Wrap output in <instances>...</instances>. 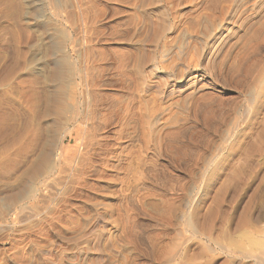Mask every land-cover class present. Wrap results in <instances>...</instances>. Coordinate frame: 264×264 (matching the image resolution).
<instances>
[{
	"label": "rangeland",
	"instance_id": "rangeland-1",
	"mask_svg": "<svg viewBox=\"0 0 264 264\" xmlns=\"http://www.w3.org/2000/svg\"><path fill=\"white\" fill-rule=\"evenodd\" d=\"M18 1L19 0H0V29L2 31L1 32V35H2L1 36V42H0V100H1L0 103L4 105V106L2 105V107H4L3 111L8 114V116L6 114V120H5L6 123L4 122V128H2V130L0 131V147H1V144L3 145L6 141H10L13 135L15 136L14 132H16V131L14 129H16L17 123H19V121L22 120L21 116L18 115L17 112L15 111L14 107H12L13 106L12 103L16 102L18 99H20L22 97H28L31 94V90L35 89L34 91H36V92H38L39 90L40 91L42 90L41 89L42 85L39 82H41V80H43L44 77L47 76L50 73V69H48L49 68L48 64H49L50 60H54L55 58L59 59V58H61L60 56H63L62 58L65 57L67 59L71 55H72V57H70V58L71 59L73 58V59L71 60L69 58L68 60H71V62H74V60L77 59L76 49H74L73 46H72L73 48L71 46H69L71 43H72L71 45H73V42H74V44H77L79 42V43L84 44L82 47H85V44H87L86 42L88 40H91L90 41L91 44L94 45L96 48H98V51L103 50L104 52H107L106 55H110V52L107 49V45H105L104 43L99 41L100 40V37H99L100 33L98 34V32L101 29H103V30H101V32H103V34H106L105 35L106 37H107V35H109L108 33H110V35L107 37L109 40H111V38H112L113 40H111V41L114 42L116 40V43H118V44L115 45L114 43L111 42L112 44L111 43L110 44L113 45L112 47L117 48L118 46H122L123 45L122 47L127 48V51L128 50L131 51V52H127V56L129 57V60H130V65H129V68L127 70H128V72L130 71L129 73L131 75H133L135 80H136L138 78L137 74H136V72H137L136 70H138V68H140V65H141V58H140L141 57V52L140 51L143 48H145V50L147 52H149L151 50L150 49L151 48V44L146 43V42H150V43L152 42L151 38L148 37L150 34L148 35L149 28L146 26V22H148L147 20H150V21L152 20V22L154 21L153 23H151L149 21L151 24L158 23V21L159 22H163V19L166 17V13L167 12H168L167 16L170 17V18L167 17L168 21H172L173 20L172 17L174 18L176 16V14H177L176 17L184 16V15L186 16V14H187L189 16V17L188 16L187 17L188 18L191 17V19H193V21H194V19L196 20L195 17H198V19H200V21L197 19L198 21L196 20V21L193 22V23H196V24H193V26H196V27H193V31L196 29L195 30V34H197V35H195V36H197V38H196L197 42L190 41V44L187 45L188 48L185 47L186 45H184V43H183V38H184V33L185 32H181L182 29H183L182 28L180 31H178L176 33V36L175 35L168 36V34L165 35L164 37L166 39L163 37L164 39L162 38L158 42V47L161 46V45L162 46L166 45L167 49H175L176 46H177V48L182 47L183 51L188 49V51L186 50L187 54H190L191 56L190 57H186L184 59V63L187 62L185 64L189 65L187 67L191 66L190 67V71H189L188 74L196 73L197 75L204 76V80L206 79L205 81L207 82L206 85H208V88L209 87H210V89L212 88V92L213 91L215 92V93L213 92V96H212L213 99L216 98L217 96H218V98L212 100V97H211L210 103H209V100H207L208 103L204 104L205 105L203 107L204 109L202 108L203 110H200L197 113V115L195 114L196 117L190 113L189 114L190 115L189 116L190 119H189L188 114L186 113L187 114L186 115L185 113H183L184 111H182V107H181L183 105L184 96L185 95L178 94L177 96L176 95L175 96H171L172 98H169V96H168L167 98H169V99H167L165 97H161V96L159 97V93H158L159 90L158 91L155 90V89H157L155 87H150L149 89H146L145 91H146L147 94L145 93V91L142 92V94H144V95L146 94V95L144 96V95L140 94V95H142V98L139 101L143 103V105H142L138 101V103H140V108H139L138 103L136 104V111H137L138 108L140 109L138 111L139 114L142 113L141 115H144L145 113L143 114L142 111H144L143 109H145V108H146L145 109L146 111H147V109L151 110V108H152L151 105L153 107L156 106L155 107L156 109L157 108L163 109V108H165L168 105L166 108L167 109L170 108L169 110L171 112H173V114L171 113L172 114L171 115L170 112L168 111L169 112L168 114H170V115L166 114L165 115V120L167 119L166 118L167 116H168L169 121H171V120L174 121L176 118L179 119L178 117H180V119H182V117H183V119H187L188 120L187 123L189 125V129L190 130L187 131L185 139L184 138H182V140L180 139L184 143V145H183V143L181 141H177V142L174 143V147H176V148H174L172 146V148H174V149H172V148L170 149L166 145V144H169V143L165 142V145L161 146L160 150H158V152H157V149L154 148L153 144L151 143V142H154L155 137L154 136H153V138L151 137L153 140L150 141L152 147H149V151L150 152L154 151L153 153L151 152L152 156H151L150 152H146L145 150H142V147H139V146H141V144L139 142L138 143L137 142L136 143H131L132 145L128 144V145L125 146V148L123 147L122 148V152L120 153L121 157L123 155H124V157L127 155L128 160L130 161V159H132L131 160L132 162L137 159V161L133 162V165L131 164V161H130V164H128V166H130L131 168L129 167L130 170L128 169L129 170L128 173L126 172L127 170L125 171L126 173H124V175L125 174L127 175V176L125 175V177H128V176H129L128 178H130V177L133 178V176H134V178L136 176L138 177V175H140V174H138V175L136 174V172H137V170H136L137 169V162L141 163V162H139V160L143 162L144 160H146V158H147V161H144L143 163H145V162L149 163V164L148 163L144 164V166L147 165L148 169L147 168L144 169V166L143 167L141 166V167L143 168L144 171L147 169L150 172L147 171V170L145 172L143 171L142 175L140 176L141 178L140 177H138V178L136 177L135 178L136 180L130 178V181H129V182H131L130 186L132 185V182H133V184H136V186L135 185L131 186L134 189L133 188L132 189L129 188L130 186H128V185H127L128 187H126V188H122V189L119 188L120 195L118 197H116L114 195L113 183H110V185H108V186H107V184H105V187L102 188L101 190H98V191L97 190L96 191L92 190L93 191L92 192V191H89L87 188H85L86 189L85 191H82V192L78 191L79 194L78 193H74L75 190H79V188H80V187L78 188V185H77L78 182H76L78 180V178L80 179L81 177L82 178L84 177L83 180H85V182L87 180L86 183H88L89 185L90 184H94L96 182V180H97L96 178L98 177V176H96V173H97V175H99V173H101L102 167H103L102 164L104 163L103 160H105V158H106V156L104 155L106 153L102 152V151H100V153L102 152L101 154L99 153L100 157H97L96 155L95 156L92 155L93 152L91 150H90V154H89V151L86 153L85 138L87 137L86 133H87V128L89 127L88 125L87 126L84 125V128H82L84 130L83 132H82V129L80 127L81 130L78 129L79 132H80L79 136L76 137V134H75V136L71 140H65L64 142L63 141L61 142V138L60 137L59 138L55 137L56 139L55 138L52 139V142H51V149H52L51 150V154H52L51 158L55 155L54 159H57L58 161L61 162V163L59 162L58 164H61V165L63 164L62 166L60 165L63 168V170L65 171V169H64V166H65V168H67V169L70 168V169H68V171L69 170L70 171L69 172L67 170L65 171L67 173L66 174L67 176L65 175V177H67V178H65L63 176V178L65 180L63 178H60L59 181L61 179H63V180H61L60 182L57 180L53 184V187L51 189H47V190H50V192L52 191L51 193L49 191L45 190V192H42V193H44V195L41 193V194H39L40 197L38 195L37 197L33 198L34 202L32 201L33 199H28L27 200V199L21 197L24 194V189L22 188V186L20 184L19 185L17 184V185L20 186L22 189H19V187L16 185L17 182L16 183L14 182L15 184L14 183L10 184V182H12L13 180H15L17 178V176L19 174L17 176H16V174L21 172V170H22L21 168H23V169L25 168L24 166L27 163L26 161H30L31 158L34 157V155L35 156L39 155L37 152H41L40 150H42V147L44 146V144H41V142L42 143L43 142L46 143V141L48 140V139L46 140V138H48L47 137L48 133H44L43 134V135L47 134V136H45V138H44L45 140L42 139L44 136L43 137L41 136L38 139L41 145L39 143H37L38 142V140H37L36 145H38V146L40 145L39 146L40 149H39L38 146H35L38 150L35 148V149H33V151L30 154H27L26 155V161H25L24 157H22V159L19 158V159H17V161H13V162H11L9 160L0 161V191H1L0 195L1 194L3 195V193H4V197L1 195L3 197V201L0 202L1 203L0 207L4 205L3 207L6 208L5 211H4L5 213L2 211L4 208L3 209H1L2 207L0 208V212L2 211V213L0 215H2L4 213L3 214V216H4L7 213L5 215L6 217L4 216V219H5V221L7 220V222H6L7 224L11 225V226L8 225L7 226L8 228L6 227L7 230L0 229L1 230L0 231V249L2 250V251L0 250V252H1V254L4 255L3 256V255L0 254V256H1L0 260H2V261H0V263L2 264L4 262L3 264H6L9 261L7 264H25V261H26L25 259H28V256L30 255V257L32 259H34V260H31L30 257H29L28 261L30 263H27V264H32L34 261L39 262V260H40L41 264H70V263L71 264H167L168 262L170 264H174V262H172V261L170 262V260H169L170 259V255H171V254L169 255V253L172 252V250L174 249V247H175L174 245H176V243L178 241L176 237L178 236L177 234L180 231L183 233V235H185V234L188 235L189 234L188 232H186L187 228L184 226L185 225V219L187 217H189V214L190 213L192 214V212L194 210L192 215L194 216V215H199L200 214L199 216L201 217V219H200V221H201L203 219L202 216L205 215V214H203V212L205 211L204 213H206L207 210H208L205 207L209 206L210 208L211 207L212 208L213 207L214 208H218L217 206L215 207V204L211 205V206L209 205L210 204L209 203L210 202V200H209L210 197L209 196H212V193L214 191L213 188H214L215 185L213 186L212 190L210 191L211 194L208 197L202 196V195H198L197 194V193H199L198 190L200 191L199 188H201L202 186H200L198 184L196 185V183L194 182L196 180L193 179V178L197 177V174L199 175V173L202 171L201 169L203 168V166L204 167L206 166L207 163L204 162L205 161L204 159L209 158L208 160H211V159H214V160H213V163H212L210 169L208 170V173L211 174L210 172H212V171L215 172L216 174H218L219 179L222 178V177H225V178L227 177L226 178L225 191H224V193H223V195L221 197V204L219 206V211L220 212H219V215H218V219L214 217L215 218L214 219V225H213V228H212V230L210 232L211 233L210 237L211 238L212 237L215 238L214 240H216L218 238L220 240V242L223 241V242H221L223 244V246H225V244H231L232 243L231 246L230 245H226L227 248L226 247H224V248H225V251L227 250V252L229 250H230V252H233L232 250H234L235 253L233 252V254H231L232 255V257H231V256H228L225 251H222L220 249H216V246L211 241L213 238L210 240L211 243H210V241L205 240V241L202 242V244L200 242L197 243L198 240L193 239L192 240L193 243L191 241V243L193 245L191 249L193 250V252H192V254L190 253L192 250L190 252H188L189 255H191L192 257L187 255L188 254L187 253L186 256L184 257V262H185V264H188V263L189 264H227V263L229 264V261H230V264H248V263L252 264L251 260H249L246 257L245 254L246 253H250V251L255 254L256 250H257V252H259L258 250H261V249H262V251H264L263 250L264 249V245H263L264 244V232H262V231H264V133L262 134L261 131L258 130V129H261V130L264 129V119H263L264 118V104L262 103V102H264V80H263L264 75L261 76V74H264V68H263L264 67V55H259V56L255 55L254 56L255 58L254 57L253 58L249 57L248 59H245L244 61H242V66L240 65V67H239L237 65L241 69H239L237 66H233L232 65L231 67L234 68V70L231 71V69H230V71L235 73L234 74V73L230 72L231 74H229V76L233 75L232 76L233 78H231L232 80H229L230 77L226 78L225 75L221 74L218 71H215L216 74H215V72H213V73L212 72L211 73L208 72V70L206 68H204L205 64H206L205 62H207L205 55L202 53L200 55L201 56V58H200L199 54H198V51H200V53L202 52L201 51V46H203L204 41H206V39L208 38L209 34L212 31V27H213L212 26L213 20L211 19V16H210L209 13H208L209 14V18L207 17L208 16L207 15L208 11H207V9H205V7H206L205 4L203 5V3L206 2V0H198V1L197 0H194V1L193 0H189L190 1L189 4H188V2H189L188 0L187 1L186 0L185 1L184 0H177V1H174V0H171V1L170 0L169 1L168 0L167 1L166 0H163V1L160 0L159 1V0H157L158 2H156V0L155 1L154 0L153 1H150V0H146V1H144V0H100V1L99 0H93V2H92V0H89L90 2H88V0H87L88 4L83 2L85 0H83V1L82 0H72V3H71V0H59V1L56 0L58 6H59V2H60V6L59 7H60V11L61 12L62 11L65 12V13L67 12V13H69L71 15V18H72V16L74 17L71 20L72 25L74 24L73 27L78 24V25H80L79 27H81L83 29L82 30L80 28V30H79L78 27H77L78 25H77L74 28L72 27L73 29L71 30L70 34L69 33L67 34L66 30H64L66 28H65V26L63 24H61V23L58 24V27H59L58 28L57 25L55 24L54 20L48 16L46 11H48L50 6H48V4L46 2L44 4L43 3L44 0H25V1L20 0V2L22 1V3H24V4L19 3V5H18ZM39 1H41L42 3H40ZM45 1H47V0H45ZM50 1L51 0H49V2ZM61 1H63V3ZM178 1H180V2H178ZM78 2H80V3H78ZM91 2H92V4L95 3V2L96 3L91 7V5H92ZM183 2H185V3H183ZM191 2H193V3H191ZM31 3H32V6H31ZM73 3H74V7L72 9L73 5H71V4H73ZM156 3H158V4H156ZM21 4L23 5V7L21 6ZM29 4H30V6H29ZM83 4H86V5H83ZM151 4H153V5L155 4V5L153 6ZM170 4H173V6L170 5ZM35 5H37L38 7L35 6ZM164 5H165V7L167 9L164 7ZM179 5L180 6L182 5L181 6L182 8ZM184 5H185V7H184ZM80 6L81 7L86 6V8L85 7L81 8ZM176 6H177V9H175ZM79 7L81 8V10H84V9L88 10V8H89L90 11H91V8H92L91 12L89 10L87 11L88 15L90 14L89 15L90 19L89 20H91V18H93L91 16L92 12H93V15H94L93 20H91L93 22L94 28H93V25H91L92 29L90 31H88V33L90 32L89 35H91V31H93L92 35H91L92 37L89 36L88 33H87V30H85L83 28V26H81L82 25V23H81L82 21H81V17H80L81 16L80 15L81 10H80ZM157 7L160 8V9L157 10L158 9ZM173 7H174V10L171 11L173 9ZM178 7L180 9H178ZM201 7H203V9ZM37 8L40 9L39 12H41V13L44 12L47 9L44 13H42V14H45V15L41 16L44 19V21H43V19L41 17H39V19L38 18H33V11L35 9H37ZM63 8L65 9V11H64ZM78 8L80 10V11L78 10L79 11L78 13H79L80 16L78 15L77 11L75 12V10H77ZM114 8L116 10V14L114 13L112 16H110L109 14L112 13V10H114ZM42 9L43 10L45 9V10L41 11ZM163 9L164 10L166 9V11H165L166 13H164ZM187 9H190V10H187ZM204 9L207 12L204 11ZM71 11H73V12H71ZM142 11H144V12H142ZM146 11H148V12H146ZM157 11L159 12V14L162 11L163 14H165V17H163V19H161L162 15H163V14H161L160 15V17H161L160 19L161 20L160 19L159 20L155 19V17L159 18V14H155ZM179 11H181V12H179ZM186 11H188V13L191 11L190 15L188 13H186ZM198 11H200V13H198ZM96 12H98V13H96ZM170 13L172 14V17H171ZM181 13H183V14H181ZM191 13H192V15H191ZM30 14H31V16H30ZM95 14H97L98 16L96 15V17H95ZM148 14H149V16H148ZM193 14L194 15L196 14L197 16L195 15V17L192 18V16H194ZM77 15H78V17H77ZM101 15H103V16H101ZM108 15H109V17H112V18L108 19V22L106 23V21L104 22L102 20V17H106V16L108 17ZM154 15H155V17H154ZM89 16H88V18H89ZM150 16H152L154 18L151 19L152 17H150ZM141 17H143L142 21L145 22V24H143V22L141 21ZM145 18H146V20H145ZM34 19H36V21H38V22H36ZM41 19H42V21H40ZM49 19H50V21H49ZM99 20H102V21L99 22ZM209 20H210V23H209ZM51 21L54 24H52ZM95 21H98V22H95ZM140 21H141L142 24H140ZM77 22H79V23H77ZM102 22L105 24L106 27L104 26V24ZM112 22H113V26H112ZM211 22H212V24H211ZM46 23H47V25H46ZM97 23H98V25H97ZM109 23H111V25H108ZM50 24H51V26H50ZM197 24L199 25V27H197L198 26ZM43 25L45 26V28L43 27ZM147 25H148V23H147ZM47 26H49L52 29L50 30V28L47 27ZM111 26H112V29H114L113 33L111 31L112 29L110 28ZM139 28H140V30H139ZM145 28H147L146 31H145ZM45 29H47V31L50 32V35L57 36L56 38L57 39L59 38L58 41L60 40L62 35L64 36V34L66 33L65 37H63V39L61 38V40L59 42L60 45L61 44L62 45L65 44L64 45L65 47L64 46L63 47L66 50L61 45V47L64 50H62L61 53L59 51L56 52L57 54H60V55H57L56 53L53 55V57L52 56L50 57V55H47V54H49L48 50H47L48 39H46V36H45V33H46V31H44ZM58 29L61 30V31L59 32ZM53 31L55 33H53ZM15 32L21 33L20 36H22V40L24 42L23 45L20 47V50L22 52H24V54H25V61L23 63L18 64V65L13 64L14 48H13L11 37H12L13 33L15 34ZM140 32H141V34H140ZM142 32L145 33V34L143 35ZM179 32H181L182 34L181 33L179 34ZM41 33H44V34H41ZM120 33H122L124 35L126 34L125 37H124L125 39L123 38L125 40L124 42L122 41L123 43L117 41L119 39L118 36H120ZM112 34H114V35H112ZM58 35H60L61 37H58ZM69 35L70 36L72 35L74 38L71 36V38H72L71 39ZM93 35L95 37H97V40L95 39V37ZM180 35H183V36H180ZM203 35H205L206 37L203 36ZM75 36H77V37H76V40L74 41ZM86 36H87V38H86ZM141 36H143V37L145 36L146 41H145L144 38H143L144 40L141 39L142 38ZM89 37L92 38V39H89ZM181 37H183V38H181ZM68 38H70V39H68ZM85 38L87 39V41H86ZM128 38H130V39L128 40ZM173 38H175L174 40H176V41L172 40ZM45 40H46V42H45ZM64 40H65V43L63 42ZM71 40H72V42H71ZM142 40H143V43H142ZM163 40L164 41L166 40V42H168V43H164ZM167 40H169V41H167ZM180 40H182V42ZM61 41H62V43H61ZM140 41H141V43H138ZM171 41H173V42H171ZM193 42H194V44H193ZM95 43H96V45H95ZM169 43H171L173 48L171 47V45ZM143 44H145V46ZM191 44H193V46H195V47H197L196 44L198 46L200 44L201 45L196 49ZM149 46H150V48H149ZM190 47H191L192 50H190ZM102 48H106V49H102ZM159 48L162 49V47H159ZM199 48H200V50H199ZM72 49L75 52L71 51ZM134 49H135V51H134ZM189 50H190V52H189ZM195 50L196 51L198 50V51L196 52ZM64 51H65L66 54L64 53ZM132 52H134L136 54H134ZM192 52H194V54ZM191 53L193 55H195V58H198V60H199L198 63H196L197 59L195 60ZM45 55H46V58H45ZM56 55H57L58 58L55 57ZM224 56H225V54H223V52H222L220 54V56L218 57V59H216V62L214 64L215 67H218L221 64L220 62L223 60ZM138 58H139L140 61L136 60ZM188 59H189V61H188ZM193 59H194V61H193ZM254 59L255 60L260 59V60L254 61ZM59 60H62V59H59ZM217 61H220V62L217 63ZM65 62H68V61L65 60ZM194 62H195V64H194ZM230 63H231V61H228V63L226 65H228ZM203 65H204V67H203ZM144 66H146V65H144ZM228 66H230V65H228ZM255 66H257V67H255ZM8 67H10V69L12 67V69L10 70L9 74H6L5 70H7ZM132 67H137V69L136 68L132 69ZM158 67L156 66V69H152L154 72H152V70L150 68H148L147 66L144 67L143 68V70H144L143 78L146 79L147 81L148 80L151 81L152 83L154 82L153 84H156V85H158L156 82H158L159 84H161L163 82L166 83L167 81L170 82L171 78H170V76L168 74L169 72L167 70H164L163 68H162L163 70H161V65L158 66ZM235 68L237 69V71H236ZM46 70H49V72H47ZM131 71H132V73H131ZM156 71H158V72H156ZM65 72L66 71L64 69V72H63L64 73L63 74L64 75V79H65V77L66 78L68 77V76H66L68 74L65 73ZM218 73H220V74H218ZM149 74H150V76H149ZM145 75H146V78H145ZM215 75H216V77H213ZM148 76L151 77V78L148 79ZM167 76H169V77H167ZM224 76H225V78H224ZM222 77H223L224 81H223ZM106 78H105V76L102 78L103 82L101 81V86L103 87V89L108 94H112L113 95V96L112 95L111 96L113 97V99H112L113 103L115 102L114 105L116 104V106L119 105L121 108H123L124 104H125V101L126 100L128 101V99L130 97V94H129V92H130L129 82H128V85H127V87L129 89L127 88L128 92H126V90L121 88L122 84H120L121 83L120 81L118 82L117 78H113L114 80L111 79V77L109 78V77L106 76ZM162 78H163V80H162ZM213 78L214 79L216 78L217 80L218 79L219 80L215 81ZM20 79H22L23 84L19 83L21 81ZM64 79H63V81L65 83L66 79L65 80ZM152 79L153 80L155 79L156 81L155 80L153 81ZM108 80H110V81L108 82ZM31 81H32V85H33V86L31 85V87L33 89L31 87H29V85H28ZM136 81H139V78ZM222 81H223L224 84H222ZM33 82H35L36 84L38 83V84L36 85ZM164 83L161 84V85H164ZM212 85H213V87H212ZM107 86H108V89H107ZM158 86H160V85H158ZM117 87L118 88L120 87L121 89H118ZM122 87H123V85H122ZM38 88H40V89H38ZM50 89L52 91L55 90L54 87L53 88L49 87V92H51ZM148 90H150L151 92L148 91ZM40 91L38 93L42 94V92H40ZM119 92H120V94H119ZM113 93L116 94V95H114ZM153 93H154V95H153ZM156 93L158 94L156 99H157V101L159 102L160 105L158 104V102L155 99V96L157 95ZM114 96H116V99H114L115 98ZM178 96H180L179 99H178ZM150 97H151V99H150ZM259 97H260V100H258ZM8 98H11L12 100L11 99L9 100ZM117 99L118 100L121 99L122 102L121 101H117ZM180 99H182V101ZM261 99H262V101H261ZM41 100L39 99V104L37 106V109L33 110L32 112H29L28 116H27V119L33 121L34 124H36L39 120H41V119H39L40 118L39 116H41L44 113V110H45L44 102H42L43 100L42 101ZM114 100H116V101H114ZM148 100L149 101L151 100V103ZM8 101L9 102L11 101V102L9 103ZM147 102H148V104L146 105ZM178 102H181L180 105L182 104L180 106L181 110L179 108ZM259 102H261V103H259ZM154 103H156L157 105L156 104L154 105ZM174 103H176V104H174ZM219 104H220V106H218ZM145 105H146V107H145ZM148 105H150L149 108H148ZM161 105H163V108H162ZM259 105H260V108H259ZM178 110L180 112L181 111L182 112L180 113ZM146 111H144V112H146ZM148 112H149V110H148ZM185 115L188 118H186ZM169 116H171L170 117L171 120H170ZM193 116L195 117L194 119H193ZM260 116H262L261 117L262 120L260 119ZM233 118H235V119H233ZM238 119H239V121H238ZM45 121L48 122V120L45 119V120H43V123ZM130 121L131 120L128 121L129 122L127 124L128 131L126 130L127 131L126 133L129 134V135L130 134L132 135V133L130 132L131 131L130 129H132L130 127V126H132L130 124ZM59 122L62 123V124L64 123V114L61 117H59ZM233 122L234 123L237 122L238 124L235 123L236 125L234 126ZM260 123H262V126H261ZM259 124H260V126H259ZM256 125H257V127H256ZM231 128L234 129V130H232ZM252 128H254V129L252 130ZM108 130L110 131V133H109ZM114 130L115 129H113L112 127H109V128H107V129H105L103 131L98 132L102 136L97 133L98 135H96V137H98V138L100 137L101 139H97L96 138V140L98 142H100V143L103 142L104 144H105V141H106V144L108 145V149H110L111 145H114V143L117 142L116 136H115L116 134L114 135L116 130L115 131ZM249 131L250 132L253 131V132L250 133ZM10 132H12V133H10ZM128 132H130V133H128ZM132 132H133V129H132ZM228 132H230V133H228ZM226 134H227V136H226ZM5 135H6V137H5ZM104 135H106V136H104ZM229 135H230V137H229ZM3 136H4V138H3ZM103 136L105 138H103ZM253 137L255 138V140H254ZM113 138H114V140H113ZM186 138H188V139L192 138V140L195 139V142L198 141L197 143L199 145H197V143L194 142L196 144V145L194 144L195 146L194 145L193 146H191V145L188 146V144H189L188 142L190 140H188ZM196 138H197V140H196ZM250 138H252L253 140L250 139ZM183 139H184V141H183ZM108 141H110L111 145L109 144ZM112 142H114V143L112 144ZM100 143H97V144H100ZM245 143H246V147H245ZM247 144L249 146H247ZM151 145L149 144V146H151ZM217 145H219V146H217ZM221 145H222L223 148L218 153V150H219L218 148L221 147ZM224 145H225V147H224ZM130 146H131V148H130ZM136 147H137L138 151L136 150ZM187 147L189 149H187ZM123 149H125V150H123ZM128 149H129V151H128ZM139 149H141L144 153H142V151H139ZM34 150H35V152L37 150V152L35 153ZM215 150H216L217 154H215V152H214ZM125 151L126 152L128 151V153H126ZM130 152H131V154H130ZM145 152H146V155H145ZM189 152H190V154H189ZM139 153H140L141 158H140V156L139 157L137 156V155H139ZM142 154H144L145 156H143ZM158 154H160V155H158ZM187 154H189V155H187ZM134 155H136V156H134ZM207 155H210L211 157H209ZM215 156H217V157L215 158ZM27 157H29V158H27ZM124 157H122V159H125ZM155 157H158V158H155ZM82 158L87 163V167L85 168V174L88 176V177L86 176L87 178L85 177V175L83 176V174L79 170L80 163H81L80 160H82ZM134 158H136V159H134ZM89 160H92V163H91L92 166H91L90 163H88ZM208 160L206 159L207 162H208ZM98 161H100V162H98ZM24 162H25V164H24ZM187 162H188V165H187ZM19 163H20V165H19ZM143 163L141 165H143ZM193 163L196 164V166ZM150 164H152L153 166L155 165L156 167L154 166L155 168L153 167L154 168L153 169V168H151L152 166L149 167ZM184 164H185V166H184ZM21 165H22V167H20ZM67 165H70V166L67 167ZM98 165H100V166H98ZM215 165H216V167H215ZM132 167H133V170L131 171ZM233 167H234L235 170L236 169L239 170V172L238 171L235 172ZM98 170H101V171L99 172ZM216 170H217V172H216ZM230 171L231 172L233 171L232 174H231ZM94 172H95V176L96 177L92 178V177H94V175H92V174H94ZM190 172L192 173V176L194 174L196 176L195 177L194 176L193 177L190 176V174H191ZM221 172H223V174ZM229 172H230V174H229ZM12 174H13V176H12ZM236 174H238V175H236ZM122 175L123 174H121V175L115 174L116 177L117 176H121L122 177ZM124 175H123V177H124ZM131 175H133V176H131ZM228 175H230V176H228ZM235 175L237 176L236 178H235ZM10 177L13 178V179L11 180ZM89 177H91V178H89ZM142 178H144V179H142ZM8 179H10L11 181L8 180ZM138 179H141L142 181L140 182ZM171 179H173V180H171ZM89 180H90L91 183L89 182ZM228 180H229V182H228ZM7 181H9V182H7ZM134 181H136V182L134 183ZM138 181H139V183H138ZM61 182H62L63 185L61 184ZM1 184H2V186H1ZM5 184L8 185V186H6ZM156 184L158 185V187H157ZM3 186H5L6 188L8 187L7 188L8 189L7 192H5L6 188L3 187ZM64 186H65V188H64ZM66 187H69L70 190L68 188L66 190ZM9 188H11V189H9ZM53 189H54V191H53ZM107 189H110V190L107 191ZM111 189H112V191H111ZM168 189H169L170 192L167 191ZM11 190L19 191V193L15 191L16 193L14 192V194H13V191H11ZM123 190H125V191H123ZM126 190H128L127 193H126ZM150 190L152 192H150ZM154 190H155V192H153ZM9 192H10V195H9ZM48 192H49V194H48ZM83 192L86 193V194L89 193V198L86 199L84 197V195H83ZM106 192H107L108 195L105 194ZM109 192L112 193L111 194L112 196L110 195ZM124 192L126 194H124ZM135 192L136 193L138 192V193L136 194ZM5 193H8L7 198H9V200L5 197L6 196ZM69 193H71L72 196ZM159 193L164 195V196H166V198L170 197L168 199L169 202L171 203V206L169 207L170 209L165 207V206H162L160 204L161 203L160 202V197H159V199L157 198L160 195ZM45 194H47V195H45ZM58 194L60 196H58ZM94 194H95V196H94ZM101 194L103 196H101ZM49 195H51V196H49ZM75 195H77V196H75ZM123 195H125V196H123ZM143 195L144 196L146 195L147 197L146 196L144 197ZM150 195H152V196H150ZM44 196L45 197L47 196L48 198H45ZM69 196H71V197H69ZM79 196H81V197H79ZM107 196L110 197V198H108ZM142 196H143V198H142ZM167 196H169V197H167ZM199 196H200V199H202V200L199 199ZM2 197H0V201L2 200ZM18 197L20 199L17 200L16 198H18ZM43 197H44V199H41ZM50 197H51V199H49ZM201 197H203V198H201ZM63 198L64 199L67 198L69 201L67 199L63 201ZM118 198H120V199H118ZM6 199H7V201H6ZM22 199L23 200L25 199V200L22 201ZM36 199H38V200H36ZM187 199H188L189 203L186 202ZM203 199H205V200H203ZM127 200H129L130 203H129V201L127 202ZM131 200L134 201V202H132ZM65 201L66 202L68 201V202L66 203ZM150 201L152 203H150ZM156 201H158L157 203H159V205L156 203ZM16 202L20 203L19 207H18V204H16ZM131 202L133 204H131ZM2 203H4V204H2ZM7 203H9V204H7ZM32 203H34V204H32ZM59 203L63 204V207H62V205H59ZM206 203H208V205ZM66 204H68V205H66ZM151 204H152L153 207H154V205L155 206L158 205V209L156 211L154 209H152L153 207L151 206ZM194 204L198 205V207L196 205H194ZM11 205L14 206V208L11 209V211L9 212V210H10L9 207ZM58 205H59V207H57ZM64 205L66 207H64ZM116 205H117V207H116ZM12 206H11V208H12ZM23 206H25V207H23ZM128 206H130V207L132 206L134 210L132 209V207L129 208ZM201 206H202V208H201ZM108 207H110V208H108ZM22 208H24V210ZM67 208H68L69 211L67 210ZM125 208L131 209L132 213L130 214V211H127L129 209H126V211H125ZM195 209H196V211H195ZM204 209H206V210H204ZM15 211H17V213ZM18 211H20V214H19ZM21 211H23V212H21ZM66 211H68V212H66ZM135 211L138 212V213H136ZM8 212H9L10 215L8 214ZM116 212L117 213L120 212L121 214L125 213L129 217H130V215H132L131 216L132 219L135 220L137 224H139V227L137 228V231H136L137 232L136 234L137 235L139 234V235H138L137 239L135 238L136 241L134 240L132 242L131 241L127 242L122 237V235H121L122 231H120L121 228L116 226V224L119 222V219L117 218L118 216H117ZM195 212H198V213H195ZM66 213H68L70 215L67 216ZM24 214H25L26 217H24ZM220 214H221V216H220ZM22 215H23V217H22ZM31 215H34V216H31ZM98 215H100V216H98ZM192 215H190L191 218H194L195 216L193 217ZM59 216L62 217L63 219H61ZM53 217H55V218H53ZM96 217H98L100 219L99 224L96 222V219H97ZM47 218H48V220H47ZM254 218L256 220H254ZM44 219H45V221H44ZM57 219H58V221H57ZM60 219L63 220V221H61ZM18 220H20V221H18ZM217 220H219L218 223H217ZM43 222L45 223V228L44 229H43V227H44L43 225L44 224H42ZM57 222H60V223H57ZM55 224H57V225H55ZM60 224H61V226H60ZM140 225H141V227H140ZM12 226H14V227L12 228ZM217 226H218V228H215ZM37 227H40V228H37ZM35 229H37V232H36ZM41 229H42V231H41ZM48 229L50 230V232L48 231ZM53 229H54L55 232L53 231ZM178 229H181V230H178ZM213 229L214 230L216 229L217 231L216 230L214 231ZM45 230L48 231V232H46ZM183 230H184V232H183ZM31 231L33 233L29 234V232H31ZM39 231H40L41 234L38 233ZM59 231L62 232V233H60ZM212 231H213V233H212ZM12 232H13V234H12ZM20 232H21V234H20ZM181 232L179 233V236H178L179 239L181 238L180 235L182 236ZM37 233L39 234V236H38ZM80 233H81V235H80ZM6 234H7V236H6ZM10 234H11V236H10ZM23 234L24 235L26 234V235L24 236ZM31 234H33V235H31ZM35 234H37V235L35 236ZM17 235H18L19 238L17 237ZM77 235H79L80 238ZM219 235H221V236H219ZM72 236H73V238H72ZM158 236H159V238L162 236L163 238L162 237L160 238L162 240L158 239ZM11 237H12V239H11ZM69 237H70V239H69ZM96 237L99 238V240ZM5 238L8 241V243L5 240ZM21 238L23 239L24 242H25L26 239H27V241L24 243ZM32 238H33V240H32ZM40 238H42L43 241ZM139 238H142V239H139ZM166 239H167V241H166ZM218 239L216 241H218ZM174 240H176V241L174 242ZM194 240L196 241V243H195ZM32 241H33V243H32ZM255 241H256V243L254 245L253 243ZM35 242L37 243V245H35L36 244ZM56 242H57V244H56ZM152 242H153L154 245L152 244ZM257 242L259 243V245H256V244H258ZM14 243H16V244H14ZM21 243H22V245H20V247H19V244H21ZM92 243L94 245L96 243L95 247H94V245ZM160 243H162V245L164 243L166 249H164L163 248L164 245L161 246ZM169 243H172V245H169ZM194 243L197 244L198 246H202L203 245V247H204L201 250L199 258H197V256L195 254H193L194 251H195V244ZM32 244H34V246ZM49 244H50V247L48 246ZM97 244H98V246H97ZM24 245L25 246L27 245V246L25 247ZM45 245H47V246H45ZM158 245L161 246L162 248L158 247ZM236 245H238V246L235 248ZM10 246H13V247H10ZM40 246H42V247H40ZM153 247L154 248L156 247V248L154 249ZM205 247H207L208 250H206L207 248H205ZM238 248L241 249V250H238ZM36 249H39V250L47 249V250H49L48 253H50L51 255L47 253L48 255L45 254V257H44V255L41 257V253L39 251H37ZM213 249H214V251H211ZM12 251H14V252H12ZM21 251H23V252H21ZM31 251L33 253H31ZM238 251L240 252V254H239ZM18 252H19V254L22 253L21 257L23 259V262H22V259L20 258V255L18 254ZM37 252H38V254H37ZM156 252H158L161 257L159 255L157 256L158 253H156ZM160 252H161L162 255L160 254ZM212 252H214V253H212ZM4 253H6V254H4ZM14 253H16V255H14ZM166 253H168V254H166ZM221 253H223L224 255L221 254ZM13 255L15 257L19 256L20 259L17 258V257L15 258ZM33 255H35V256L33 257ZM38 255H39V257H38ZM242 255H245V256H242ZM11 256L14 257V258L11 259L10 258ZM188 256H189V258H188ZM7 257H9V258H7ZM36 257H37V260H36ZM46 257H48V259H46ZM97 257H99V258H97ZM233 257H234L235 262L236 261L237 262L239 261V262L238 263L237 262L236 263L233 262L234 261ZM42 258H43V260H42ZM44 258H45V260H44ZM49 258H50V261H49ZM15 259H16V261L18 260L17 263L16 262L14 263V261H13ZM189 259L191 260L192 263L188 262ZM10 260H12V261H10ZM46 260H47V262L48 261L49 262L47 263ZM226 260H227V263H226ZM37 262H34V263L35 264H40V262L39 263H37Z\"/></svg>",
	"mask_w": 264,
	"mask_h": 264
},
{
	"label": "bare ground",
	"instance_id": "bare-ground-1",
	"mask_svg": "<svg viewBox=\"0 0 264 264\" xmlns=\"http://www.w3.org/2000/svg\"><path fill=\"white\" fill-rule=\"evenodd\" d=\"M23 1H25V0H23ZM59 1V0H58ZM83 1V0H82ZM81 1V2H82ZM100 1V0H99ZM144 1H146V0H144ZM150 1H153V0H150ZM155 1V0H154ZM160 1V0H159ZM161 1H163V0H161ZM167 1V0H166ZM169 1V0H168ZM171 1V0H170ZM174 1H177V0H174ZM185 1V0H184ZM187 1V0H186ZM189 1V0H188ZM194 1V0H193ZM198 1V0H197ZM32 2V1H31ZM35 2V1H34ZM40 3H42L41 1H39ZM45 2L48 4V6H50V8L48 9L47 7V9H48V11H46L45 9V11L47 12V14H48V16L50 17V18H52L53 20H54V22H55V24L57 25V27H58V24H63L64 26H65V28L66 29H64V30H66V32H67V34L69 33L70 34V32H71V30L75 27V26H77L78 24L77 23H79V22H77L76 24L77 25H75L74 27H73V25H72V23H71V20H72V18H74L73 16H72V18H71V15L69 14V13H65V12H61L60 11V2H59V6H58V4H57V1L56 0H51L50 2H49V0H47V1H43V3L45 4ZM62 3H63V1H61ZM83 2H85L86 4H88V2H90L89 0H88V2H87V0H85V1H83ZM92 2H93V0H92ZM92 2H91V4H92ZM156 2H158L157 0H156ZM178 2H180V1H178ZM177 2V3H178ZM19 3H22V1L20 2V0L18 1V5H19ZM33 3V2H32ZM32 3H31V6H32ZM38 3V2H37ZM39 3V4H40ZM71 3H72V0H71ZM75 3V2H74ZM74 3L73 4H71V5H73L72 6V9H73V7H74ZM78 3H80V2H78ZM77 3V4H78ZM96 3V2H95ZM95 3H93L92 5H91V7L95 4ZM151 3V2H150ZM149 3V4H150ZM161 3V2H160ZM167 3V2H166ZM172 3V2H171ZM183 3H185V2H183ZM182 3V4H183ZM190 3V1L188 2V4ZM191 3H193V2H191ZM22 4H24V3H22ZM21 4V6L23 7V5ZM35 4V3H34ZM86 4H83V5H86ZM147 4V3H146ZM145 4V5H146ZM156 4H158V3H156ZM165 4V3H164ZM169 4V3H168ZM167 4V5H168ZM187 4V3H186ZM195 4V3H194ZM205 4V9H207V11L204 9V11H206L207 12V17L209 18V14H210V16H211V19L213 20V24H212V22H211V24H212V31H211V33L209 34V36H208V38L206 39V41H204V44H203V46H201V53H200V51H198V54H199V57L201 58V54L203 53L204 55H205V57H206V60H207V62H205L206 64H205V67H204V65H203V67L204 68H206L207 70H208V72H215V71H218V72H220L221 74H223V75H225L226 76V78L227 77H230V79L229 80H232L231 78H233L232 76H229V74H231V73H234V72H231V71H233L234 70V68H232L231 66L233 65V66H239L240 67V65L242 66V61H244L245 59H248L249 57H254L255 55H264V0H206V2L205 3H203V5ZM82 5V6H83ZM90 5V4H89ZM88 5V6H89ZM151 5H153V4H151ZM155 5V4H154ZM153 5V6H154ZM161 5V4H160ZM166 5V4H165ZM165 5H164V7H165ZM170 5H172L173 6V4H170ZM175 5V4H174ZM20 6V7H21ZM29 6H30V4H29ZM35 6H37V5H35ZM46 6V5H45ZM70 6V5H69ZM68 6V7H69ZM144 6V5H143ZM149 6V5H148ZM152 6V7H153ZM180 6V5H179ZM182 6V5H181ZM180 6V7H181ZM197 6V5H196ZM34 7V6H33ZM38 7V6H37ZM62 7V6H61ZM76 7V6H75ZM81 7V6H80ZM79 7V8H80ZM85 8H86V6H84ZM84 7H81V8H84ZM97 7V6H96ZM147 7V6H146ZM145 7V8H146ZM150 7V6H149ZM160 7V6H159ZM163 7V8H164ZM170 7V6H169ZM184 7H185V5H184ZM199 7V6H198ZM79 8L77 9V10H75V12L77 11V13L81 10V8H80V10H79ZM143 8V7H142ZM158 8V7H157ZM166 8V7H165ZM171 8V7H170ZM182 8V7H181ZM196 8V7H195ZM200 8V7H199ZM202 9H203V7H201ZM64 9V8H63ZM69 9V8H68ZM96 9V8H95ZM144 9V8H143ZM160 8H158L157 10H159ZM167 9V8H166ZM166 9L164 10L163 9V11H164V13H166L165 11H166ZM175 9H177V6H176V8ZM178 9H180L179 7H178ZM32 10V9H31ZM39 8H37V9H35L34 11H33V18H38L39 19V17H41L42 15H45V14H42V13H44L45 11L42 9L41 11H44V12H39ZM70 10V9H69ZM79 10V11H78ZM88 10H89V8H88ZM88 10H86V9H84V10H81V13H80V15H79V13H78V15L81 17V23H82V25L81 26H83V28L85 29V30H87V33H88V31H90L91 29H92V26L91 25H93V22L91 21V20H93V18H94V15H93V12H92V17L93 18H91V20H89L90 19V14L88 15ZM153 10V9H152ZM174 10V7H173V9L171 10V11H173ZM187 10H190V9H187ZM192 10V9H191ZM64 11H65V9H64ZM90 11V10H89ZM91 11H92V8H91ZM90 11V12H91ZM197 11V10H196ZM202 11V10H201ZM69 12V11H68ZM71 12H73V11H71ZM142 12H144V11H142ZM146 12H148V11H146ZM158 12V11H157ZM155 13V14H159V12L158 13ZM162 12V11H161ZM160 12V14H159V18L157 17H155V15H154V17H155V19H157V20H159L161 17H160V15L161 14H163V12L161 13ZM179 12H181V11H179ZM185 12V11H184ZM191 12V11H190ZM190 12L188 13V11H186V13H188L189 15H190ZM194 12V11H193ZM96 13H98V12H96ZM116 14V10H115V8H114V10H112V13L111 14H109L110 16H112L113 14ZM154 13V12H153ZM168 13V12H167ZM167 13H166V17H165V14H163L162 15V18L161 19H163V17H165L164 19H163V22H159L158 21V23H155V24H151V23H153L152 22V20L150 21V20H147L148 22H146V26L149 28V32H148V37L149 38H151V40H152V42L150 43V42H146V43H149V44H151V48H150V46H149V48L151 49H149L150 51L149 52H147L146 50H145V48H143V49H141V65H140V68H138V70H136L137 72H136V74H137V77L139 78V81H136L135 80V78H134V76L133 75H131L129 72H128V68H129V65H130V60H129V57L127 56V52H131V51H127V48H125V47H122V46H118L117 48H114V47H112L113 45H111L112 43H114L115 45L116 44H118V43H116V40L113 42V41H111V40H113L112 38H111V40H109L107 37L110 35V33H108L109 35H107V37L105 36L106 34H103V32H101V30H103V29H101L99 32H98V34L100 33V42H102V43H104L105 45H107V49H108V51L110 52V55H106V53L107 52H104L103 50H100V51H98V48H96L94 45H92L91 44V40H88L87 41V36H86V43L87 44H85V47H82L84 44H82V43H77V44H74V42H73V45H69V46H73L74 47V49H76V53H77V59L76 60H74V62H71V60L73 59H71L70 57H72V55L69 57L71 60H68L69 58H62L63 56H60L61 58H59V59H62V60H59V59H56L55 57H57V55H60V54H57L56 52H60L61 53V51L62 50H64L65 48V40L63 41L64 43V45H62V47L64 48H62L61 47V45H60V40H61V38L63 39V37H65V34H64V36L62 35V37L60 36V35H58V37H61L60 38V40L58 41V39L56 38L57 36H54V35H50V32H48L47 31V29H45L44 31H46V33H45V36H46V39H48V45H47V50H48V53L49 54H47V55H50V57L52 56L53 57V55L56 53L57 55L53 58L54 60H50L49 61V68L48 69H50V73L47 75V76H45L44 77V79L43 80H41V82H39L41 85H42V90L40 91V92H42V94L40 93H38V92H36V91H34V90H31V94L28 96V97H22V98H20V99H18L16 102H14V103H12V107H14V109H15V111L17 112V114L18 115H20L21 116V118H22V120H20L19 121V123H17V125H16V129H14L16 132H14L15 133V136L13 135L12 136V138H11V140L10 141H6L3 145L1 144V147H0V161H6V160H9V161H11V162H13V161H17V159H19V158H21L22 159V157H24V159H25V161H26V155L27 154H30L32 151H33V149H35L36 147L35 146H38V145H36V142H37V140L42 136H44L42 139H44L45 138V136H47V134H45V135H43L44 133H48V138H46V143H42L41 142V144H44V146L42 147V150H40L41 152H37V150H36V152L39 154V155H37V156H35L34 155V157L33 158H31V160L30 161H26L27 163L25 164V162H24V164H25V168L23 169V168H21L22 170H21V172L20 173H15L16 174V176H17V178L15 179V180H13L12 182H10V184H12V183H16V185L18 184H20L21 186H22V188L24 189V194H23V196H21L22 198H25V199H33L34 197H37L39 194H41L42 192H45V190H47V189H51L52 187H53V184L58 180L59 181V179L60 178H63V176L65 177V175L67 174L65 171L67 170L68 171V169H70V168H65V166H64V169H65V171L63 170V168L61 167L62 165L61 164H58L60 161H58L57 159H54V156L51 158V142H52V139H54L55 137H60L61 138V142L63 141H65V140H71L74 136H75V134H76V137H78L79 136V134H80V132H79V130L78 129H80V127H81V129L82 128H84V125H88L89 127L87 128V133H86V135H87V137L85 138V144H86V153L89 151V154H90V150L93 152V154L92 155H96L97 157H100V154L102 153V152H105L106 154H104L105 156H106V158H105V160H103L104 161V163L102 164L103 165V167H102V171L101 170H98L99 172L101 171V173H99V175H97V173H96V176H98L96 179V182L94 183V184H88V183H86L87 182V180H86V182H85V180H83V178L81 177L80 179L78 178V180L76 181V182H78L77 183V185H78V188H79V190H75L74 191V193H78V191L79 192H82V191H85L86 189L85 188H87L89 191H98V190H101L102 188H104L105 187V184H107V186L108 185H110V183H113V192H114V195L116 196V197H118L119 195H120V190H119V188H126V187H128V186H130V183L131 182H129L130 181V178L131 179H135L134 178V174L133 175H131V176H133V178L132 177H130V178H128V177H125V175H124V173H128V171L130 170L129 169V167L130 166H128V164H130V161L132 160V159H130V161L128 160V157H127V155L124 157V155L122 156V157H124L125 159H122V157L120 156V153L122 152V148L124 147L125 148V146L126 145H130L131 143H140L141 144V146H139L138 144V146L139 147H142V150H145L146 152H150L149 151V147H152V145H151V143L153 144V146H154V148H156L157 149V152H158V150H160V147L161 146H164L165 145V142H168L169 144H166L167 145V147H169L170 149L172 148V146L174 147V143L175 142H177V141H181L182 140V138H184L185 139V136H186V133H187V131L188 130H190L189 129V125H188V120L187 119H183V117H182V119H180V117H178L179 119H173L174 121H172L171 120V116H169V118H170V120L172 121H169V119H168V116L166 117L167 119L165 120V115L166 114H168L169 112H170V114L172 113L173 114V112H171L169 109L170 108H163V105H161L162 106V108L163 109H159V108H155V107H153L152 105H151V110L150 109H147V111L145 110L146 108V105L148 104V102L146 103V105H145V109H143L144 111H146V112H144V111H142L143 112V114L144 115H141L142 113H140L139 114V108H140V103L143 105V103L142 102H140L139 100L142 98V95H144V94H142V92H144L146 89H149L150 87H155V88H157V89H155V90H159L158 91V93H159V97L161 96V97H165V98H167L168 96H169V98H172L171 96H177L178 94H183V95H185L184 96V102H183V105L181 106L180 105V103L181 102H178V104H179V108H180V106L182 107V111H184L183 113H187L188 114V117L190 116L189 114L191 113L192 115H194L195 116V114L197 115V113L200 111V110H203L204 108V104L205 103H208V101L207 100H209V103H210V101H211V97L213 96V92H212V88L210 89V87L208 88V85H206V79L204 80V76H201V75H197L196 73H191V74H188L189 73V71H190V67H187V66H189V65H187V64H185V63H187V62H185L184 63V59L186 58V57H190L191 55L190 54H187V51H188V49H186V50H184L183 51V48L182 47H179V48H177V44L175 45L176 46V48L175 49H167L166 48V45L165 46H159V47H162V49L161 48H159L158 47V42L165 36V35H167L168 34V36H172V35H175L176 36V33L178 32V31H180L182 28V31L181 32H185L184 33V38L183 37H181V38H183V43H184V45H186L185 47H187V45L188 44H190V41H195V42H197L196 41V38H197V36H195V35H197V34H195V30L193 31V27H196V26H193V24H196V23H193L194 21H196L197 19H198V17H195V15L194 16H192V18H196V20L194 19V21H193V19H191V17L190 18H188L189 16L186 14V16L184 15V16H179V17H176L177 16V14H176V16L173 18L172 17V12L170 13L171 14V17H172V21H168L167 20ZM198 13H200V11H198ZM209 13V14H208ZM105 14V13H104ZM144 14V13H143ZM142 14V15H143ZM146 14V13H145ZM181 14H183V13H181ZM185 14V13H184ZM76 15V14H75ZM78 15H77V17H78ZM96 15L97 14H95V17H96ZM107 15V14H106ZM109 15H108V17H109ZM191 15H192V13H191ZM199 15V14H198ZM205 15V14H204ZM30 16H31V14H30ZM29 16V17H30ZM88 16H89V18H88ZM98 16V15H97ZM100 16V15H99ZM101 16H103V15H101ZM148 16H149V14H148ZM157 16V15H156ZM188 16V17H187ZM197 16V15H196ZM200 16V15H199ZM203 16V15H202ZM107 16L106 17H102V20L105 22L106 21V23L108 22V19H110V18H112V17H109L108 18ZM150 17H152V16H150ZM149 17V18H150ZM154 17H152L151 19H153ZM32 18V19H33ZM42 18V17H41ZM168 18H170V17H168ZM201 18V17H200ZM43 19V18H42ZM42 19L40 20V21H42ZM76 19V18H75ZM79 19V18H78ZM142 19H143V17H141V21H142ZM160 19V20H161ZM35 21H36V19H34ZM95 20V19H94ZM102 20H99V22L100 21H102ZM145 20H146V18H145ZM199 21H200V19H198ZM197 20V21H198ZM43 21H44V19H43ZM49 21H50V19H49ZM74 21V20H73ZM76 21V20H75ZM111 21V20H110ZM141 21H140V24H142L141 23ZM151 23H150V22ZM36 22H38V21H36ZM95 22H98V21H95ZM120 22V21H119ZM143 22V21H142ZM157 22V21H156ZM208 22V21H207ZM34 23V22H33ZM42 23V22H41ZM40 23V24H41ZM45 23V22H44ZM49 23V22H48ZM51 23H52V21H51ZM103 23V22H102ZM147 23H148V25H147ZM198 23V22H197ZM209 23H210V20H209ZM52 24H54V23H52ZM95 24V23H94ZM104 24V23H103ZM137 24V23H136ZM139 24V25H140ZM143 24H145V22H143ZM45 25V24H44ZM43 25V27L45 28V26ZM46 25H47V23H46ZM49 25V24H48ZM62 25V26H63ZM97 25H98V23H97ZM108 25H111V23H109ZM198 25V24H197ZM50 26H51V24H50ZM61 26V25H60ZM80 25H78L77 27H78V29L80 30V28L81 27H79ZM96 26V25H95ZM103 26V25H102ZM104 26H105V24H104ZM112 26H113V22H112ZM112 26L110 27L111 29H112ZM145 26V25H144ZM47 27H49V26H47ZM53 27V26H52ZM73 27V28H72ZM106 27V26H105ZM138 27V26H137ZM136 27V28H137ZM197 27H199V25L197 26ZM50 28V27H49ZM59 28V27H58ZM64 28V27H63ZM93 28H94V25H93ZM96 28V27H95ZM102 28V27H101ZM52 28H50V30H51ZM82 29V28H81ZM138 29V28H137ZM143 29V28H142ZM146 29L147 28H145V31H146ZM205 29V28H204ZM211 29V28H210ZM49 30V29H48ZM57 30V29H56ZM83 30V29H82ZM113 30L114 29H112L111 31H112V33H113ZM139 30H140V28H139ZM58 31L60 32L61 30H59L58 29ZM75 31V30H74ZM78 31V30H77ZM117 31V30H116ZM205 31V30H204ZM1 29H0V42H1ZM57 32V31H56ZM82 32V31H81ZM92 32L93 31H91V35H92ZM96 32V31H95ZM123 32V31H122ZM127 32V31H126ZM139 32V31H138ZM181 32H179V34L181 33ZM52 33V32H51ZM53 33H55L54 31H53ZM52 33V34H53ZM58 33V32H57ZM76 33V32H75ZM84 33V32H83ZM90 33V32H89ZM89 33H88V35H89ZM97 33V32H96ZM105 33V32H104ZM124 33V32H123ZM143 33V32H142ZM197 33V32H196ZM20 34L21 33H18V32H15V34L13 33L12 34V37H11V40H12V44H13V48H14V52H13V55H14V58H13V64H15V65H18V64H20V63H23L24 61H25V54H24V52H22L21 50H20V47L23 45V40H22V36H20ZM41 34H44V33H41ZM59 34V33H58ZM61 34V33H60ZM77 34V33H76ZM85 34V33H84ZM140 34H141V32H140ZM145 33H143V35H144ZM182 34V33H181ZM199 34V33H198ZM207 34V35H208ZM91 35H89V36H91ZM96 35V34H95ZM112 35H114V34H112ZM126 35V34H125ZM125 35L124 34H122V33H120V36H118V40L117 41H119V42H121V43H123L125 40ZM200 35V34H199ZM43 36V35H42ZM70 36V35H69ZM72 36V35H71ZM71 36H70V38H71ZM78 36V35H77ZM77 36H75V39H74V41L76 40V37ZM94 36V35H93ZM180 36H183V35H180ZM203 36H205V35H203ZM73 37V36H72ZM80 37V36H79ZM92 37V36H91ZM95 37V36H94ZM112 37V36H111ZM127 37V36H126ZM142 38L141 39H145V36L143 37V36H141ZM147 37V38H148ZM167 37V36H166ZM179 37V36H178ZM199 37V36H198ZM206 37V36H205ZM43 38V37H42ZM67 38V37H66ZM70 38H68V39H70ZM74 38V37H73ZM121 38V39H120ZM124 38V39H123ZM132 38V37H131ZM165 38V37H164ZM163 38V39H164ZM169 38V37H168ZM176 38V37H175ZM175 38H173L172 40H174ZM44 39V38H43ZM67 39V40H68ZM72 39V38H71ZM81 39V38H80ZM89 39H92V38H90L89 37ZM95 39L97 40V37H95ZM94 39V40H95ZM130 38H128V40H129ZM140 39V40H141ZM143 39V40H144ZM166 39V38H165ZM180 39V38H179ZM205 39V38H204ZM78 40V39H77ZM84 40V39H83ZM93 40V41H94ZM95 40V41H96ZM127 40V39H126ZM143 40H142V43H143ZM170 40V39H169ZM169 40H167V41H169ZM203 40V39H202ZM79 41V40H78ZM85 41V40H84ZM98 41V42H99ZM123 41V42H122ZM139 41V40H138ZM145 41H146V39H145ZM164 41V40H163ZM174 41H176V40H174ZM179 41V40H178ZM181 42H182V40H180ZM200 41V40H199ZM45 42H46V40H45ZM71 42H72V40H71ZM97 42V43H98ZM112 42V43H111ZM127 42V41H126ZM171 42H173V41H171ZM180 42V43H181ZM61 43H62V41H61ZM93 43V42H92ZM111 43V44H110ZM138 43H141V41L140 42H138ZM137 43V44H138ZM145 43V44H146ZM164 43H168V42H166V40L164 41ZM163 43V44H164ZM179 43V42H178ZM99 44V43H98ZM145 44H143L144 46H145ZM162 44V43H161ZM170 45H171V43H169ZM193 44H194V42H193ZM193 44H191L192 46H193ZM198 44V43H197ZM196 44V46L197 47H195V46H193V47H195L196 49L201 45H197ZM95 45H96V43H95ZM142 45V46H143ZM104 46V45H103ZM137 46V45H136ZM169 46V45H168ZM174 46V47H175ZM180 46V45H179ZM72 47V48H73ZM99 47V46H98ZM116 47V46H115ZM135 47V46H134ZM139 47V46H138ZM171 47H172V45H171ZM192 47V48H193ZM227 47V48H226ZM62 48V49H61ZM100 48V47H99ZM173 48V47H172ZM188 48V47H187ZM194 48V49H195ZM225 48V49H224ZM61 49V50H60ZM102 49H106V48H102ZM129 49V48H128ZM148 49V48H147ZM193 49V50H194ZM66 50V49H65ZM190 50H192L191 49V47H190ZM190 50H189V52H190ZM199 50H200V48H199ZM224 50V51H223ZM71 51H73V49L71 50ZM106 51V50H105ZM134 51H135V49H134ZM186 51V52H185ZM196 51V50H195ZM196 51V52H197ZM204 51V52H203ZM73 52H75V51H73ZM195 52V53H196ZM223 52V54H225V56H224V58H223V60L220 62V61H217V63H221L218 67H215L214 66V64H215V62H216V59H218V57L220 56V54ZM225 52V53H224ZM45 53V52H44ZM64 53H65V51H64ZM68 53V52H67ZM132 53H134V52H132ZM193 54H194V52H192ZM191 53V54H192ZM66 54V53H65ZM134 54H136V53H134ZM133 54V55H134ZM192 54V56L194 57V59L196 60L197 59V62L196 63H198L199 62V60H198V58H195V55H193ZM63 55V54H62ZM138 57V56H137ZM136 57V58H137ZM197 57V56H196ZM223 57V56H222ZM39 58V57H38ZM45 58H46V55H45ZM58 58V57H57ZM199 58V59H200ZM255 58V57H254ZM40 59V58H39ZM48 59V58H47ZM46 59V60H47ZM50 59V58H49ZM135 59V58H134ZM194 59H193V61H194ZM65 60H67L68 62H65ZM136 60H138V61H140L139 60V58L138 59H136ZM187 60V59H186ZM257 60H260V59H257ZM257 60H255L254 59V61H257ZM70 61V62H69ZM188 61H189V59H188ZM228 61H231V63L230 64H228V65H230V66H228V65H226L227 63H228ZM201 62V61H200ZM134 63V62H133ZM132 63V64H133ZM193 63V62H192ZM255 63V62H254ZM253 63V64H254ZM259 63V62H258ZM12 64V65H13ZM190 64V63H189ZM194 64H195V62H194ZM134 65V64H133ZM144 65H146L148 68H150L151 70L152 69H156V66L158 67V66H160L161 65V70H167L169 73V76H170V82L169 81H167L166 79V83H164V85H161V84H163V83H161V84H159L158 82H156L158 85H160V86H158V85H156V84H153L151 81H147L146 79H144L143 78V75H144V70H143V68L144 67H146V66H144ZM198 65V64H197ZM217 65V64H216ZM139 66V65H138ZM144 66V67H143ZM195 66V65H194ZM199 66V65H198ZM237 66V67H238ZM48 67V66H47ZM193 67V66H192ZM197 67V66H196ZM195 67V68H196ZM202 67V68H203ZM238 67V68H239ZM255 67H257V66H255ZM131 68V67H130ZM134 68H136L137 69V67H132V69H134ZM159 68V67H158ZM163 68V69H162ZM264 68V67H263ZM11 69H12V67H11ZM10 67H8V69L7 70H5L6 71V74H9V72H10ZM64 69H65V73H67L68 75H66V76H68L67 78L65 77V79H66V81H65V83H64V81H63V79H64ZM192 69V68H191ZM201 69V68H200ZM230 69H231V71H230ZM236 69V68H235ZM239 69H241V68H239ZM238 69V70H239ZM198 70V69H197ZM205 70V69H204ZM210 70V71H209ZM47 72H49V70H46ZM149 71V70H148ZM166 71V72H167ZM194 71V70H193ZM206 71V70H205ZM236 71H237V69H236ZM240 71V70H239ZM152 72H154L153 70H152ZM156 72H158V71H156ZM163 72V71H162ZM231 72V73H230ZM12 73V72H11ZM131 73H132V71H131ZM134 73V72H133ZM203 73V72H202ZM220 73H218V74H220ZM4 74V73H3ZM135 74V73H134ZM146 74V73H145ZM155 74V73H154ZM215 74H216V72H215ZM217 74V75H218ZM235 74V73H234ZM45 75V74H44ZM159 75V74H158ZM211 75V74H210ZM222 75V76H223ZM262 75H264V74H261V76ZM7 76V75H6ZM105 76V78H106V76L107 77H111V79H113V78H117V80H118V82L120 81L121 83L120 84H122L123 85V87H122V85H121V88H123L124 90H126V92H128V90H127V85H128V82H129V87H130V92H129V94H130V97H129V99H128V101L126 100L125 101V104H124V107L123 108H121L119 105V107L118 106H116V104L114 105V103H113V95L112 94H108L104 89H103V87L101 86V81L103 82V77ZM149 76H150V74H149ZM148 76V79L149 78H151V77H149ZM169 76H167V77H169ZM225 76H224V78H225ZM154 77V76H153ZM163 77V76H162ZM211 77V76H210ZM213 77H216V75L215 76H213ZM145 78H146V75H145ZM164 78V77H163ZM163 78H162V80H163ZM166 78V77H165ZM64 79V80H65ZM107 79V78H106ZM214 79V78H213ZM222 79H223V77H222ZM221 79V80H222ZM21 81L19 82L20 84H23V81H22V79H20ZM114 80V79H113ZM116 80V79H115ZM153 80V79H152ZM155 80V79H154ZM153 80V81H154ZM164 80V81H165ZM215 81L217 80L216 78L214 79ZM219 80V79H218ZM217 80V81H218ZM228 80V79H227ZM228 80V81H229ZM263 80H264V78H263ZM33 81V80H32ZM32 81L28 84L29 85V87H31V85H32ZM110 80H108V82H109ZM156 81V80H155ZM160 81V80H159ZM223 81H224V79H223ZM223 81H222V84H224L223 83ZM36 82V81H35ZM35 82H33V83H35ZM106 82V81H105ZM117 82V81H116ZM221 82V81H220ZM231 82V81H230ZM228 83V82H227ZM233 83V82H232ZM36 84V83H35ZM38 84V83H37ZM36 84V85H37ZM107 84V83H106ZM213 84V83H212ZM40 85V86H41ZM65 85V86H64ZM108 85V84H107ZM236 85V84H235ZM33 86V85H32ZM35 86V85H34ZM109 86V85H108ZM108 86H107V89H108ZM115 86V85H114ZM118 86V85H117ZM38 87V86H37ZM36 87V88H37ZM49 87H54L55 88V90H51V92H49ZM212 87H213V85H212ZM32 88V87H31ZM40 88H38V89H40ZM111 88V87H110ZM109 88V89H110ZM118 88V87H117ZM120 87L118 88V89H121ZM33 89V88H32ZM114 89V88H113ZM117 89V90H118ZM122 89V90H123ZM129 89V88H128ZM236 89V88H235ZM116 90V89H115ZM151 90V89H150ZM150 90H148V91H150ZM119 91V90H118ZM151 92V91H150ZM153 92V91H152ZM145 93H146V91H145ZM155 93V92H154ZM154 93H153V95H154ZM215 93V92H214ZM217 93V92H216ZM250 93V92H249ZM254 93V92H253ZM114 94V93H113ZM119 94H120V92H119ZM118 94V95H119ZM140 94H142V95H140ZM147 94V93H146ZM145 94V95H146ZM149 94V93H148ZM151 94V93H150ZM157 94V93H156ZM252 94V93H251ZM112 95V96H111ZM114 95H116V94H114ZM127 95V94H126ZM144 95V96H145ZM152 95V96H153ZM216 95V94H215ZM151 96V97H152ZM158 96V94L155 96V99H156V97ZM257 96V95H256ZM261 96V95H260ZM40 97V98H39ZM115 98L114 99H116V96H114ZM147 97V96H146ZM151 97H150V99H151ZM179 97L180 96H178V99H179ZM215 97V96H214ZM125 98V97H124ZM145 98V97H144ZM143 98V99H144ZM148 98V97H147ZM153 98V97H152ZM169 98H167V99H169ZM216 98H218V96L216 97ZM216 98H214V99H216ZM262 98V97H261ZM6 99V98H5ZM9 100L11 99V98H8ZM39 99L42 101V102H44V106H45V110H44V113L41 115V116H39L40 118L39 119H41V120H39L36 124H34V122L33 121H31V120H28L27 119V116H28V113L29 112H32L33 110H35V109H37V106H38V104H39ZM142 99V100H143ZM164 99V98H163ZM183 99V98H182ZM182 99H180L181 101H182ZM213 99V97H212V100H214ZM7 100V99H6ZM12 100V99H11ZM123 100V99H122ZM146 100V99H145ZM161 100V99H160ZM258 100H260V97H259V99ZM1 101V100H0ZM14 101V100H13ZM12 101V102H13ZM114 101H116V100H114ZM117 101H121V99H117ZM138 101L140 102V103H138ZM149 101V100H148ZM156 101H157V99H156ZM207 101V102H206ZM261 101H262V99H261ZM9 102V101H8ZM11 102V101H10ZM9 102V103H10ZM122 102V101H121ZM124 102V101H123ZM150 103H151V100L149 101ZM158 102V101H157ZM163 102V101H162ZM161 102V103H162ZM177 102V101H176ZM128 103V104H127ZM138 103V105H139V108L137 109V111H136V104ZM259 103H261V102H259ZM263 104H264V102H262ZM7 104V103H6ZM5 104V105H6ZM120 104V103H119ZM156 103H154V105H155ZM158 104H159V102H158ZM174 104H176V103H174ZM177 104V105H178ZM221 104V103H220ZM220 104L218 105V106H220ZM2 105L3 104H1L0 103V131L2 130V128H4V122H5V120H6V114L7 113H5L3 110V108L4 107H2ZM121 105V104H120ZM123 105V104H122ZM141 105V106H142ZM157 105V104H156ZM160 105V104H159ZM4 106V105H3ZM9 106V105H8ZM175 106V105H174ZM150 107V105H148V108ZM159 107V106H158ZM172 107V106H171ZM203 108V109H202ZM259 108H260V105H259ZM262 108V107H261ZM128 109V110H127ZM178 109V108H177ZM148 110H149V112H148ZM180 110H181V108H180ZM169 111V112H168ZM179 111V110H178ZM181 111V112H182ZM180 112V111H179ZM178 112V113H179ZM180 112V113H181ZM147 113V114H146ZM64 114V123L62 124V123H60L59 122V117H61L62 115ZM170 114H168V115H170ZM171 114V115H172ZM186 114V115H187ZM236 114V113H235ZM185 115V116H186ZM7 116H8V114H7ZM193 116V119L196 117H194ZM187 116H186V118H188ZM261 117L262 116H260V119H261ZM185 118V117H184ZM48 120V122H44L43 123V120ZM189 119H190V117H189ZM233 119H235V118H233ZM256 119V118H255ZM264 119V118H263ZM129 120H131L130 121V124L132 125V126H130L132 129H133V132H132V129H130L131 131V133H132V135L130 134H127L126 132L128 131V126H127V124L129 123L128 121ZM196 120V119H195ZM258 120V119H257ZM262 120V119H261ZM237 121V120H236ZM238 121H239V119H238ZM237 121V122H238ZM256 121V120H255ZM237 122H235L236 124H238ZM6 123V122H5ZM234 123V122H233ZM234 123V126L236 125ZM258 123V122H257ZM261 124V126H262V123H260ZM260 124H259V126H260ZM191 125V124H190ZM233 125V124H232ZM83 126V127H82ZM85 126V127H86ZM109 127H112L113 129H115L114 131H115V133H114V135L116 136V140H117V142L116 143H114V142H112V144L114 143V145H111L110 144V141H108L109 142V144L111 145V148L110 149H108V145L106 144V141H105V144L102 142V143H100V142H98L97 140H96V138L97 139H101L100 137L98 138V137H96V135H101L100 133H98V132H100V131H103V130H105V129H107V128H109ZM232 127V126H231ZM256 127H257V125H256ZM237 128V127H236ZM80 129V130H81ZM232 129V128H231ZM254 128H252V130H253ZM13 130V131H14ZM127 130V131H126ZM232 130H234V129H232ZM257 130V129H256ZM258 130H260L261 131V133L263 134L264 133V129H258ZM84 130L82 129V132H83ZM109 131V130H108ZM130 132H128V133H130ZM231 132V131H230ZM230 132H228V133H230ZM233 132V131H232ZM250 132V131H249ZM251 132H253V131H251ZM250 132V133H251ZM10 133H12V132H10ZM13 133V134H14ZM98 133V134H97ZM109 133H110V131H109ZM249 133V134H250ZM9 134V133H8ZM233 134V133H232ZM231 134V135H232ZM253 134V133H252ZM259 134V133H258ZM257 134V135H258ZM7 135V134H6ZM6 135H5V137H6ZM254 135V134H253ZM102 136V135H101ZM104 136H106V135H104ZM103 136V138H105ZM108 136V135H107ZM153 136L155 137V140H154V142H151L150 143V141H152L153 139ZM189 136V135H188ZM225 136V135H224ZM226 136H227V134H226ZM225 136V137H226ZM261 136V135H260ZM114 137V136H113ZM152 137V138H151ZM201 137V136H200ZM229 137H230V135H229ZM3 138H4V136H3ZM9 138V137H8ZM7 138V139H8ZM102 138V139H103ZM109 138V137H108ZM199 138V137H198ZM254 138V137H253ZM56 139V138H55ZM181 139V140H180ZM184 139H183V141H184ZM186 139H188V138H186ZM200 139V138H199ZM226 139V138H225ZM224 139V140H225ZM229 139V138H228ZM250 139H252V138H250ZM4 140V139H3ZM45 140V139H44ZM110 140V139H109ZM113 140H114V138H113ZM188 140H190L188 143V146H193L195 143H197V142H195V139H193L192 140V138L191 139H188ZM196 140H197V138H196ZM248 140V139H247ZM253 140V139H252ZM254 140H255V138H254ZM55 141V140H54ZM101 141V140H100ZM200 141V140H199ZM249 141V140H248ZM57 142V141H56ZM55 142V143H56ZM182 142V141H181ZM195 142V143H194ZM225 142V141H224ZM253 142V141H252ZM37 143H39L40 144V142H39V140H38V142ZM97 143H100V144H97ZM183 143V142H182ZM40 144V145H41ZM53 144V143H52ZM149 144L151 145V146H149ZM39 145V146H40ZM132 145V144H131ZM136 145V144H135ZM134 145V146H135ZM183 145H184V143H183ZM187 145V144H186ZM185 145V146H186ZM196 145V144H195ZM194 145V146H195ZM197 145H199L198 143H197ZM242 145V144H241ZM38 146V147H39ZM137 146V147H138ZM217 146H219V145H217ZM243 146V145H242ZM247 146H249L248 144H247ZM137 147H136V150L138 151V149H137ZM166 147V148H167ZM197 147V146H196ZM224 147H225V145H224ZM244 147V146H243ZM245 147H246V143H245ZM130 148H131V146H130ZM134 148V147H133ZM174 148H176V147H174ZM174 148H172V149H174ZM186 148V147H185ZM222 145H221V147H219L218 149V153H219V151L220 150H222ZM241 148V147H240ZM39 149H40V147H39ZM168 149V148H167ZM187 149H189L188 147H187ZM191 149V148H190ZM227 149V148H226ZM244 149V148H243ZM123 150H125V149H123ZM131 150V149H130ZM135 150V149H134ZM141 149H139V151H142ZM154 150V149H153ZM246 150V149H245ZM100 151H102L101 153H100ZM128 151H129V149H128ZM128 151L126 152V153H128ZM163 151V150H162ZM167 151V150H166ZM165 151V152H166ZM34 152H35V150H34ZM33 152V153H34ZM35 152V153H36ZM124 152V153H125ZM136 152V151H135ZM146 152H145V155H146ZM152 152V151H151ZM151 152H150V154H151ZM154 152V151H153ZM152 152V153H153ZM156 152V151H155ZM215 152V154H217V152H216V150L214 151ZM213 152V153H214ZM55 153V152H54ZM100 153V154H99ZM133 153V152H132ZM137 153V152H136ZM142 153H144L143 151H142ZM192 153V152H191ZM224 153V152H223ZM130 154H131V152H130ZM135 154V153H134ZM138 154V153H137ZM189 154H190V152H189ZM189 154H187V155H189ZM214 154V155H215ZM122 155V154H121ZM129 155V154H128ZM143 156H145L144 154H142ZM158 155H160V154H158ZM157 155V156H158ZM212 155V154H211ZM221 155V154H220ZM58 156V155H57ZM103 156V155H102ZM101 156V157H102ZM134 156H136V155H134ZM138 157L140 156V153H139V155H137ZM148 156V155H147ZM150 156V155H149ZM151 156H152V154H151ZM162 156V155H161ZM207 156H209V157H211L210 155H207ZM104 157V156H103ZM102 157V158H103ZM137 157V158H138ZM217 156H215V158H216ZM27 158H29V157H27ZM56 158V157H55ZM140 158H141V156H140ZM145 158V157H144ZM155 158H158V157H155ZM206 158V157H205ZM222 158V157H221ZM134 159H136V158H134ZM139 159V158H138ZM207 160L209 159V158H206ZM206 159H204L205 161L204 162H206L207 164H206V166L204 167L203 166V168L201 169L202 171L199 173V175L197 174V177L196 178H193V179H195L196 181H194L195 183H196V185L198 184V185H200V186H202L201 188H199L200 189V191L198 190V192L199 193H197L198 195H202V196H206V197H208L211 193H210V191L212 190V188H213V186H214V191H213V193H212V196H209L210 197V206L211 205H214L215 204V207L217 206L218 208H210L209 206V208L208 207H205V208H207L208 210H207V212L206 213H204L203 212V214H205L204 216H202L203 217V219L200 221V219H201V217L199 216V215H192L193 214V212H194V210H193V212H192V214L190 213L189 214V217H187L186 219H185V227L187 228L186 230V232H188L189 234L187 235V234H185V235H183V233L181 232V234H182V236L180 235V239L178 238V236H179V233L177 234L178 236L176 237L177 238V243H176V245H174L175 247H174V249L172 250V252H170L169 253V255H170V262L172 261V262H174V264H185V262H184V257L186 256V254L188 253V252H190L192 249V243H193V239H196V240H198L197 241V243L198 242H200L201 244H202V242L203 241H205V240H208V241H210L212 238L210 237L211 236V230H212V228H213V225H214V219L215 218H217L218 219V215H219V206H220V204H221V197H222V195H223V193H224V191H225V186H226V178L225 177H222V178H220L219 179V176H218V174H216L215 172H210L211 174H209L208 173V170L210 169V167H211V165H212V163H213V160L214 159H211V160H208V162L206 161ZM144 160V159H143ZM221 160V159H220ZM219 160V161H220ZM23 161V160H22ZM64 161V160H63ZM135 161H137V159L136 160H134L133 162H135ZM144 161H147V158H146V160H144ZM143 161V162H144ZM218 161V162H219ZM223 161V160H222ZM80 168H79V170L81 171V173L83 174V176L85 175V177L87 176L86 174H85V168L87 167V163L85 162V160L82 158V160H80ZM96 162V161H95ZM98 162H100V161H98ZM133 162L131 161V164L133 165ZM139 162H141V163H138L137 162V172H136V174L138 175V174H140V175H138V177H140L141 175H142V172L144 171L143 170V166H144V164L145 163H148V162H145V163H143L142 161H140L139 160ZM21 163V162H20ZM20 163H19V165H20ZM23 163V162H22ZM61 163V162H60ZM64 163V162H63ZM67 163V162H66ZM65 163V164H66ZM88 163H92V160H89L88 161ZM143 163V165H141ZM185 163V162H184ZM69 164V163H68ZM149 164V163H148ZM194 164V163H193ZM192 164V165H193ZM219 164V163H218ZM217 164V165H218ZM222 164V163H221ZM61 165V166H60ZM183 165V164H182ZM187 165H188V162H187ZM186 165V166H187ZM195 166H196V164H194ZM193 165V166H194ZM224 165V164H223ZM68 166H70V165H67V167ZM91 166H92V164H91ZM98 166H100V165H98ZM142 166V167H141ZM146 166V167H145ZM144 166V169L145 168H147L148 169V167H147V165H145ZM149 166V165H148ZM152 166V167H151ZM155 166V165H154ZM152 164H150V166L149 167H151V168H153L154 167ZM184 166H185V164H184ZM20 167H22V165L20 166ZM156 167V166H155ZM154 167V168H155ZM215 167H216V165H215ZM19 168V167H18ZM72 168V167H71ZM91 168V167H90ZM99 168V167H98ZM101 168V167H100ZM131 168V167H130ZM153 168V169H154ZM201 168V167H200ZM237 168V167H236ZM20 169V168H19ZM97 169V168H96ZM129 169V170H128ZM142 169V170H141ZM146 169V170H147ZM152 169V170H153ZM199 169V168H198ZM212 169V168H211ZM233 169H234V167H233ZM240 169V168H239ZM127 170V171H126ZM133 170V167H132V169H131V171ZM145 170V171H146ZM235 170V169H234ZM241 170V169H240ZM16 171V170H15ZM20 171V170H19ZM70 171V170H69ZM68 171V172H69ZM89 171V170H88ZM87 171V172H88ZM97 171V170H96ZM126 171V172H125ZM144 171V172H145ZM147 171H149V170H147ZM154 171V170H153ZM215 171V170H214ZM236 171H238L239 172V170H235V172ZM86 172V173H87ZM150 172V171H149ZM189 172V171H188ZM216 172H217V170H216ZM231 172V171H230ZM230 172H229V174H230ZM233 172V171H232ZM232 172H231V174H232ZM234 172V173H235ZM65 173V174H64ZM89 173V172H88ZM130 173V172H129ZM163 173V172H162ZM191 173V172H190ZM196 173V172H195ZM198 173V172H197ZM220 173V172H219ZM222 174H223V172H221ZM243 173V172H242ZM14 174V175H15ZM115 174H117V175H121V174H123L124 175V177H123V175H122V177L121 176H115ZM132 174V173H131ZM135 174V175H136ZM145 174V173H144ZM147 174V173H146ZM227 174V173H226ZM90 175V174H89ZM92 175H94V177H92V178H95L96 176H95V172H94V174H92ZM165 175V174H164ZM236 175H238V174H236ZM235 175V178L237 177ZM241 175V174H240ZM239 175V176H240ZM12 176H13V174H12ZM67 176V175H66ZM127 176V175H126ZM168 176V175H167ZM190 176H192V173L190 174ZM194 177L196 176L195 174L193 175ZM192 176V177H193ZM225 176V175H224ZM228 176H230V175H228ZM88 177V176H87ZM86 177V178H87ZM91 177H89V178H91ZM137 177V178H138ZM164 177V176H163ZM233 177V176H232ZM231 177V178H232ZM15 178V177H14ZM65 178H67V177H65ZM85 178V179H86ZM88 178V179H89ZM141 178V177H140ZM170 178V177H169ZM230 178V177H229ZM10 179L12 180L13 178H11L10 177ZM10 179H8V180H10ZM64 179V178H63ZM63 179H61V180H63ZM142 179H144V178H142ZM164 179V178H163ZM192 179V180H193ZM234 179V178H233ZM10 180V181H11ZM60 180V181H61ZM65 180V179H64ZM92 180V179H91ZM136 180V179H135ZM140 182L142 181L141 179H138ZM147 180V179H146ZM171 180H173V179H171ZM235 180V179H234ZM59 181V182H60ZM133 181V180H132ZM139 181H138V183H139ZM7 182H9V181H7ZM63 182V181H62ZM62 182H61V184H62ZM89 182H90V180H89ZM136 181H134V183H135ZM152 182V181H151ZM155 182V181H154ZM228 182H229V180H228ZM14 183V184H15ZM65 183V182H64ZM91 183V182H90ZM3 184V183H2ZM2 184H1V186H2ZM9 184V185H10ZM13 184V185H14ZM76 184V183H75ZM103 184V185H102ZM120 184V185H119ZM6 185V184H5ZM17 185V186H18ZM60 185V184H59ZM63 185V184H62ZM67 185V184H66ZM128 185V186H127ZM133 185H135L136 186V184H133V182H132V185L131 186H133ZM157 185V184H156ZM6 186H8V185H6ZM12 186V185H11ZM61 186V185H60ZM68 186V185H67ZM75 186V185H74ZM129 187V188H133V187ZM134 186V187H135ZM161 186V185H160ZM163 186V185H162ZM165 186V185H164ZM172 186V185H171ZM195 186V185H194ZM3 187H5V186H3ZM19 187V189H22L20 186H18ZM62 187V186H61ZM157 187H158V185H157ZM193 187V186H192ZM197 187V186H196ZM6 188V187H5ZM8 188V187H7ZM6 188V190H5V192H7V189ZM12 188V187H11ZM11 188H9V189H11ZM64 188H65V186H64ZM67 188L69 189V187H66V190H67ZM73 188V187H72ZM75 188V187H74ZM3 189V188H2ZM63 189V188H62ZM134 189V188H133ZM137 189V188H136ZM139 189V188H138ZM153 189V188H152ZM175 189V188H174ZM177 189V188H176ZM4 190V189H3ZM18 190V189H17ZM65 190V191H66ZM70 190V189H69ZM81 190V191H80ZM106 190V189H105ZM108 190H110V189H107V191ZM173 190V189H172ZM179 190V189H178ZM177 190V191H178ZM11 191H13V190H11ZM16 191V190H15ZM15 191H13V194H14V192ZM21 191V190H20ZM47 191H49L50 192V190H47ZM53 191H54V189H53ZM88 191V192H89ZM92 191V192H93ZM111 191H112V189H111ZM123 191H125V190H123ZM127 191L128 190H126V193H127ZM130 191V190H129ZM148 191V190H147ZM158 191V190H157ZM162 191V190H161ZM164 191V190H163ZM167 191H169V189L167 190ZM175 191V190H174ZM173 191V192H174ZM176 191V192H177ZM193 191V190H192ZM195 191V190H194ZM16 192H18L19 193V191H16ZM15 192V193H16ZM49 192H48V194H49ZM52 192V191H51ZM50 192V193H51ZM67 192V191H66ZM102 192V191H101ZM150 192H152L151 190H150ZM153 192H155V190L153 191ZM170 192V191H169ZM0 193H1V191H0ZM3 193V192H2ZM22 193V192H21ZM47 193V192H46ZM73 193V192H72ZM91 193V192H90ZM99 193V192H98ZM103 193V192H102ZM110 193V195L112 194L111 192H109ZM123 193V192H122ZM125 192H124V194H126ZM132 193V192H131ZM136 193V192H135ZM138 193V192H137ZM136 193V194H137ZM148 193V192H147ZM157 193V192H156ZM162 193V192H161ZM172 193V192H171ZM170 193V194H171ZM195 193V192H194ZM6 194V198H7V195H8V193H5ZM43 195H44V193H42ZM70 195H71V193H69ZM79 194V193H78ZM93 194V193H92ZM105 194H107V192L105 193ZM145 194V193H144ZM151 194V193H150ZM153 194V193H152ZM158 194V193H157ZM160 194V193H159ZM196 194V195H197ZM2 195V194H1ZM0 195V197H4V193H3V195L1 196ZM9 195H10V192H9ZM45 195H47V194H45ZM83 195H84V197L87 199V198H89V193H84L83 192ZM98 195V194H97ZM100 195V194H99ZM108 195V194H107ZM128 195V194H127ZM166 195V194H165ZM169 195V194H168ZM195 195V194H194ZM42 196V195H41ZM49 196H51V195H49ZM58 196H60L59 194H58ZM72 196V195H71ZM71 196H69V197H71ZM75 196H77V195H75ZM94 196H95V194H94ZM101 196H103L102 194H101ZM112 196V195H111ZM122 196V195H121ZM123 196H125V195H123ZM144 196V195H143ZM143 196H142V198H143ZM146 196V195H145ZM144 196V197H145ZM150 196H152V195H150ZM157 196V195H156ZM3 197H2V200L0 201V202H2L3 201ZM20 197V196H19ZM16 198L17 200L18 199H20V198ZM39 197H40V195H39ZM38 197V198H39ZM45 197V196H44ZM44 197L43 198H41V199H44ZM62 197V196H61ZM64 197V196H63ZM79 197H81V196H79ZM108 197V196H107ZM115 197V198H116ZM135 197V196H134ZM133 197V198H134ZM147 197V196H146ZM159 197H160V204L162 205V206H165V207H167V208H169L170 206H171V203L169 202V196H167V197H169V198H166V196H164V195H162V194H160L157 198L159 199ZM45 198H48L47 196L45 197ZM108 198H110V197H108ZM156 198V199H157ZM201 198H203V197H201ZM8 200H9V198H7ZM7 199H6V201H7ZM11 199V198H10ZM24 199V200H25ZM49 199H51V197L49 198ZM67 199V198H66ZM66 199H64L63 198V201L64 200H66ZM73 199V198H72ZM118 199H120V198H118ZM148 199V198H147ZM193 199V198H192ZM197 199V198H196ZM199 199H200V196H199ZM198 199V200H199ZM23 199H22V201H24ZM36 200H38V199H36ZM35 200V201H36ZM48 200V199H47ZM68 200V199H67ZM123 200V199H122ZM146 200V199H145ZM151 200V199H150ZM200 200H202V199H200ZM203 200H205V199H203ZM33 202H34V199L32 200ZM49 201V200H48ZM69 201V200H68ZM67 201V202H68ZM71 201V200H70ZM74 201V200H73ZM113 201V200H112ZM129 200H127V202H128ZM132 201V200H131ZM147 201V200H146ZM159 201V200H158ZM158 201H156V203L158 202ZM171 201V200H170ZM186 201V200H185ZM20 202V201H19ZM46 202V201H45ZM66 202V201H65ZM64 202V203H65ZM66 202V203H67ZM118 202V201H117ZM132 202H134V201H132ZM131 202V204H133ZM186 202H188V199H187V201ZM185 202V203H186ZM207 202V201H206ZM23 203V202H22ZM61 203V202H60ZM59 203V205H62V207H63V204H60ZM115 203V202H114ZM129 203H130V201H129ZM147 203V202H146ZM150 203H152L151 201H150ZM149 203V204H150ZM173 203V202H172ZM189 203V202H188ZM193 203V202H192ZM195 203V202H194ZM205 203V202H204ZM1 204V203H0ZM2 204H4V203H2ZM7 204H9V203H7ZM13 204V203H12ZM16 204H18V207L20 206L19 204L20 203H17L16 202ZM27 204V203H26ZM29 204V203H28ZM32 204H34V203H32ZM158 205H159V203H157ZM198 204V203H197ZM207 205H208V203H206ZM22 205V204H21ZM24 205V204H23ZM30 205V204H29ZM59 205L57 206V207H59ZM66 205H68V204H66ZM115 205V204H114ZM113 205V206H114ZM129 205V204H128ZM158 205H154V207L152 206V204H151V206L153 207H151L152 209H154L155 211L158 209ZM193 205V204H192ZM194 205H196V204H194ZM206 205V206H207ZM4 206V205H3ZM3 206H1L0 208L1 209H3L4 207ZM9 206V205H8ZM12 206V205H11ZM11 206L9 207V212L11 211V209H13L14 208V206H12V208H11ZM107 206V205H106ZM110 206V205H109ZM134 206V205H133ZM173 206V205H172ZM197 207H198V205H196ZM195 206V207H196ZM205 206V205H204ZM23 207H25V206H23ZM27 207V206H26ZM32 207V206H31ZM56 207V206H55ZM64 207H66L65 205H64ZM111 207V206H110ZM110 207H108V208H110ZM115 207V206H114ZM116 207H117V205H116ZM129 208H131L130 206H128ZM193 207V206H192ZM191 207V208H192ZM129 208H125V211H126V209H129ZM135 208V207H134ZM174 208V207H173ZM201 208H202V206H201ZM221 208V207H220ZM5 209L6 208H4L2 211L4 212L5 211ZM16 209V208H15ZM23 210H24V208H22ZM21 209V210H22ZM115 209V208H114ZM132 209H133V207H132ZM161 209V208H160ZM170 209V208H169ZM26 210V209H25ZM29 210V209H28ZM65 210V209H64ZM67 210H68V208H67ZM134 210V209H133ZM192 210V209H191ZM204 210H206V209H204ZM2 211L0 212V214L2 213ZM59 211V210H58ZM69 211V210H68ZM68 211H66V212H68ZM72 211V210H71ZM111 211V210H110ZM127 211H130V214L132 213L131 211V209H129V210H127ZM159 211V210H158ZM161 211V210H160ZM163 211V210H162ZM172 211V210H171ZM195 211H196V209H195ZM9 212H8V214H9ZM13 212V211H12ZM16 213H17V211H15ZM19 212V214H20V211H18ZM21 212H23V211H21ZM32 212V211H31ZM54 212V211H53ZM64 212V211H63ZM134 212V211H133ZM136 212V211H135ZM5 213V212H4ZM3 213V214H4ZM117 213V212H116ZM136 213H138V212H136ZM195 213H198V212H195ZM222 213V212H221ZM3 214L2 215H0V229H5V230H7V226L8 225H10V224H7L6 222H7V220L5 221V219H4V216L7 214H5L4 216H3ZM12 214V213H11ZM63 214V213H62ZM67 214V216L68 215H70V214H68V213H66ZM10 215V214H9ZM8 215V216H9ZM57 215V214H56ZM64 215V214H63ZM129 215V214H128ZM171 215V214H170ZM190 215H192L194 218H191V216ZM3 216V217H2ZM7 216V217H8ZM31 216H34V215H31ZM30 216V217H31ZM53 216V215H52ZM58 216V215H57ZM98 216H100V215H98ZM117 218L119 219V222L116 224V226L117 227H120L121 228V230L120 231H122V233H121V235H122V237L125 239V241H127V242H129V241H134L135 240V238L137 239V237H138V235L136 234L137 232V228L139 227V224H137L136 223V221L135 220H133L132 219V215H130V217L129 216H127V214H121L120 212L119 213H117ZM200 218H199V217ZM220 216H221V214H220ZM6 217V216H5ZM22 217H23V215H22ZM24 217H26L25 216V214H24ZM56 217V216H55ZM55 217H53V218H55ZM60 217V216H59ZM215 217V218H214ZM258 217V216H257ZM61 219H63L62 217H60ZM97 219H96V222L99 224V221H100V219L98 218V217H96ZM137 218V217H136ZM262 218V217H261ZM17 219V218H16ZM21 219V218H20ZM59 219V218H58ZM58 219H57V221H58ZM60 219V220H61ZM135 219V218H134ZM14 220V219H13ZM12 220V221H13ZM47 220H48V218H47ZM46 220V221H47ZM115 220V219H114ZM113 220V221H114ZM139 220V219H138ZM254 220H256L255 218H254ZM253 220V221H254ZM258 220V219H257ZM263 220V219H262ZM18 221H20V220H18ZM26 221V220H25ZM44 221H45V219H44ZM52 221V220H51ZM50 221V222H51ZM61 221H63V220H61ZM103 221V220H102ZM183 221V220H182ZM181 221V222H182ZM218 221L219 220H217V223H218ZM49 222V223H50ZM255 222V221H254ZM48 223V224H49ZM57 223H60V222H57ZM96 223V224H97ZM105 223V222H104ZM115 223V222H114ZM259 223V222H258ZM42 224H44L43 226V229L45 228V223L43 222ZM64 224V223H63ZM97 224V225H98ZM101 224V223H100ZM141 224V223H140ZM184 224V223H183ZM216 224V223H215ZM261 224V223H260ZM41 225V224H40ZM52 225V224H51ZM54 225V224H53ZM55 225H57V224H55ZM59 225V224H58ZM142 225V224H141ZM141 225H140V227H141ZM219 225V224H218ZM263 225V224H262ZM11 226V225H10ZM42 226V225H41ZM47 226V225H46ZM60 226H61V224H60ZM101 226V225H100ZM114 226V225H113ZM7 227V228H6ZM14 226H12V228H13ZM54 227V226H53ZM181 227V226H180ZM37 228H40V227H37ZM49 228V227H48ZM60 228V227H59ZM215 228H218V226L217 227H215ZM263 228V227H262ZM10 229V228H9ZM55 229V228H54ZM54 229H53V231H54ZM58 229V228H57ZM183 229V228H182ZM36 230V232H37V229H35ZM61 230V229H60ZM178 230H181V229H178ZM214 230V229H213ZM216 230V229H215ZM214 230V231H215ZM262 230V229H261ZM1 231V230H0ZM3 231V230H2ZM9 231V230H8ZM12 231V230H11ZM34 231V230H33ZM41 231H42V229H41ZM46 231V230H45ZM48 231L50 232V230L48 229ZM48 231H46V232H48ZM217 231V230H216ZM6 232V231H5ZM10 232V231H9ZM15 232V231H14ZM55 232V231H54ZM60 232V231H59ZM58 232V233H59ZM183 232H184V230H183ZM185 232V233H186ZM222 232V231H221ZM220 232V233H221ZM262 232H264V231H262ZM30 233H33L32 231L31 232H29V234ZM38 233H40V231L38 232ZM37 233V234H38ZM60 233H62V232H60ZM212 233H213V231H212ZM218 233V232H217ZM12 234H13V232H12ZM15 234V233H14ZM20 234H21V232H20ZM37 234H35V236L37 235ZM41 234V233H40ZM43 234V233H42ZM49 234V233H48ZM85 234V233H84ZM83 234V235H84ZM9 235V234H8ZM24 235V234H23ZM26 235V234H25ZM24 235V236H25ZM31 235H33V234H31ZM51 235V234H50ZM62 235V234H61ZM80 235H81V233H80ZM86 235V234H85ZM100 235V234H99ZM160 235V234H159ZM213 235V234H212ZM6 236H7V234H6ZM5 236V237H6ZM10 236H11V234H10ZM9 236V237H10ZM29 236V235H28ZM34 236V237H35ZM38 236H39V234H38ZM37 236V237H38ZM41 236V235H40ZM45 236V235H44ZM48 236V235H47ZM78 237H79V235H77ZM214 236V235H213ZM219 236H221V235H219ZM17 237H18V235H17ZM33 237V238H34ZM36 237V238H37ZM71 237V236H70ZM70 237H69V239H70ZM77 237V238H78ZM100 237V236H99ZM162 237V236H161ZM160 237V238H161ZM8 238V237H7ZM19 238V237H18ZM23 238V237H22ZM21 238V239H22ZM28 238V237H27ZM33 238H32V240H33ZM35 238V239H36ZM43 238V237H42ZM42 238H40V239H42ZM72 238H73V236H72ZM80 238V237H79ZM97 238V237H96ZM159 238V236H158V239H160ZM163 238V237H162ZM220 238V237H219ZM222 238V237H221ZM11 239H12V237H11ZM26 239V238H25ZM30 239V238H29ZM44 239V238H43ZM43 239H42V241H43ZM48 239V238H47ZM51 239V238H50ZM76 239V238H75ZM98 240H99V238H97ZM96 239V240H97ZM139 239H142V238H139ZM171 239V238H170ZM215 238H213L211 241L214 243V245L216 246V249H220V250H222V251H225V248L224 247H226V245H230L231 246V244H225V246H223V244L221 243V242H223V241H221L220 242V240L218 239V241H216V240H214ZM4 240V239H3ZM5 240H6V238H5ZM4 240V241H5ZM37 240V239H36ZM74 240V239H73ZM72 240V241H73ZM160 240H162V239H160ZM222 240V239H221ZM260 240V239H259ZM262 240V239H261ZM7 241V240H6ZM10 241V240H9ZM21 241V240H20ZM22 241H23V239H22ZM27 241V239L25 240V242ZM29 241V240H28ZM31 241V240H30ZM39 241V240H38ZM41 241V242H42ZM45 241V240H44ZM47 241V240H46ZM95 241V240H94ZM136 241V240H135ZM144 241V240H143ZM166 241H167V239H166ZM171 241V240H170ZM176 240H174V242H175ZM191 241H192V243H191ZM195 241V240H194ZM211 241H210V243H211ZM227 241V240H226ZM225 241V242H226ZM14 242V241H13ZM24 242V241H23ZM24 242V243H25ZM37 242V241H36ZM35 242V243H36ZM59 242V241H58ZM154 242V241H153ZM153 242H152V244H153ZM169 242V241H168ZM167 242V243H168ZM7 243H8V241H7ZM31 243V242H30ZM29 243V244H30ZM32 243H33V241H32ZM195 243H196V241H195ZM194 243V244H195ZM235 243V242H234ZM255 243H256V241L253 243L254 245H255ZM258 243V242H257ZM6 244V243H5ZM11 244V243H10ZM14 244H16V243H14ZM27 244V243H26ZM53 244V243H52ZM56 244H57V242H56ZM93 244V243H92ZM161 244V246H163L164 245V243H163V245H162V243H160ZM261 244V243H260ZM12 245V244H11ZM20 245H22V243L21 244H19V247H20ZM33 246H34V244H32ZM35 245H37V243L35 244ZM43 245V244H42ZM54 245V244H53ZM94 245V244H93ZM95 245H96V243H95ZM95 245H94V247H95ZM154 245V244H153ZM152 245V246H153ZM169 245H172V243H169ZM200 245V244H199ZM210 245V244H209ZM256 245H259V243L258 244H256ZM264 245V244H263ZM5 246V245H4ZM18 246V245H17ZM16 246V247H17ZM25 246V245H24ZM27 246V245H26ZM25 246V247H26ZM29 246V245H28ZM39 246V245H38ZM45 246H47V245H45ZM49 247H50V244L48 245ZM97 246H98V244H97ZM161 246H159L158 245V247H161ZM167 246V245H166ZM205 246V245H204ZM213 246V245H212ZM238 245H236L235 246V248L237 247ZM261 246V245H260ZM6 247V246H5ZM10 247H13V246H10ZM23 247V246H22ZM32 247V246H31ZM37 247V246H36ZM40 247H42V246H40ZM93 247V248H94ZM157 247V248H158ZM173 247V246H172ZM208 247V246H207ZM207 247H205V248H207ZM229 247V246H228ZM15 248V247H14ZM13 248V249H14ZM29 248V247H28ZM44 248V247H43ZM48 248V247H47ZM154 248V247H153ZM156 248V247H155ZM154 248V249H155ZM162 248V247H161ZM163 248L164 249H166L165 248V245L163 246ZM168 248V247H167ZM204 247H203V245L202 246H198L197 244H195V251H194V253L193 254H195L196 256H197V258H199V256H200V253H201V250L203 249ZM211 248V247H210ZM227 248V247H226ZM3 249V248H2ZM9 249V248H8ZM16 249V248H15ZM32 249V248H31ZM95 249V248H94ZM98 249V248H97ZM96 249V250H97ZM212 249V248H211ZM232 249V248H231ZM234 249V248H233ZM254 249V248H253ZM1 250V249H0ZM6 250V249H5ZM26 250V249H25ZM24 250V251H25ZM35 250V249H34ZM33 250V251H34ZM37 251H39L40 253H41V257L44 255V257H45V254H47L48 253V251L49 250H47V249H42V250H39V249H36ZM53 250V249H52ZM95 250V251H96ZM206 250H208V248L206 249ZM205 250V251H206ZM229 250V249H228ZM238 250H241V249H239L238 248ZM264 250V249H263ZM2 251V250H1ZM4 251V250H3ZM167 251V250H166ZM211 251H214V249L213 250H211ZM233 252H234V250H232ZM259 252H257V250H256V253L254 254L253 252H251L250 251V253H246L245 255H246V257L249 259V260H251V262H252V264H264V251H262V249L261 250H258ZM11 252V251H10ZM9 252V253H10ZM12 252H14V251H12ZM17 252V251H16ZM21 252H23V251H21ZM20 252V253H21ZM30 252V251H29ZM164 252V251H163ZM192 252H193V250L190 252L191 254H192ZM216 252V251H215ZM226 253H227V255L228 256H231L232 257V255L231 254H233V252H230V250L227 252V250L225 251ZM239 252V251H238ZM28 253V252H27ZM31 253H33L32 251H31ZM35 253V252H34ZM156 253H158V252H156ZM155 253V254H156ZM212 253H214V252H212ZM235 253V252H234ZM0 254H1V252H0ZM4 254H6V253H4ZM11 254V253H10ZM18 254H19V252H18ZM22 254V253H21ZM21 254H19L20 255V258L22 259V257H21ZM30 254V253H29ZM36 254V253H35ZM37 254H38V252H37ZM48 254H50V253H48ZM47 254V255H48ZM148 254V253H147ZM160 254H161V252H160ZM166 254H168V253H166ZM221 254H223V253H221ZM239 254H240V252H239ZM238 254V255H239ZM1 255H3V254H1ZM14 255H16V253H14ZM13 255V256H14ZM25 255V254H24ZM46 255V256H47ZM51 255V254H50ZM159 255V253L157 254V256ZM162 255V254H161ZM187 255H189V253L187 254ZM224 255V254H223ZM245 255H242V256H245ZM4 256V255H3ZM2 256V257H3ZM35 255H33V257H34ZM160 256V255H159ZM166 256V255H165ZM190 257H192L191 255H189ZM189 256H188V258H189ZM226 256V255H225ZM227 256V257H228ZM15 257V256H14ZM14 257H10L11 259H13ZM17 258H19V256H16ZM15 257V258H16ZM27 257V256H26ZM25 257V258H26ZM29 257H30V255L28 256V259H29ZM38 257H39V255H38ZM49 257V256H48ZM48 257H46V259H48ZM161 257V256H160ZM164 257V256H163ZM239 257V256H238ZM0 258H1V256H0ZM7 258H9V257H7ZM19 258V259H20ZM24 258V259H25ZM97 258H99V257H97ZM3 259V258H2ZM5 259V258H4ZM28 259H25L26 261H25V264H27V263H30L29 261H28ZM30 259L31 260H34V259H32L31 257H30ZM41 259V258H40ZM195 259V258H194ZM241 259V258H240ZM247 259V260H248ZM6 260V259H5ZM30 260V261H31ZM36 260H37V257H36ZM42 260H43V258H42ZM41 260V261H42ZM44 260H45V258H44ZM231 260V259H230ZM233 260H234V257H233ZM0 261H2V260H0ZM4 261V260H3ZM10 261H12V260H10ZM14 261V263L16 262L17 263V261H16V259L15 260H13ZM28 261V262H27ZM49 261H50V258H49ZM48 261V262H49ZM229 261V260H228ZM9 262V261H8ZM7 262V263H8ZM22 262H23V259H22ZM21 262V263H22ZM33 262V261H32ZM34 262H37V261H34ZM33 262V263H34ZM39 262H40V260H39ZM39 262H37V263H39ZM43 262V261H42ZM46 262H47V260H46ZM47 262V263H48ZM188 262H191V260L189 259V261ZM233 262H235V260L233 261ZM237 262V261H236ZM235 262V263H236ZM239 262V261H238ZM237 262V263H238ZM247 262V261H246ZM4 263V262H3ZM2 263V264H3ZM6 263V264H7ZM20 263V262H19ZM32 263V264H33ZM44 263V262H43ZM163 263V262H162ZM169 263V262H168ZM167 263V264H168ZM192 263V262H191ZM226 263H227V260H226ZM1 264V263H0ZM35 264V263H34ZM40 264H41V262H40ZM71 264V263H70ZM170 264V263H169ZM189 264V263H188ZM228 264V263H227ZM229 264H230V261H229ZM248 264H250V263H248Z\"/></svg>",
	"mask_w": 264,
	"mask_h": 264
}]
</instances>
